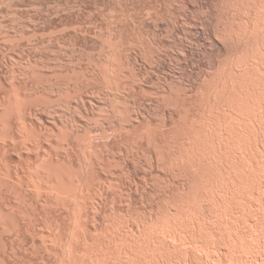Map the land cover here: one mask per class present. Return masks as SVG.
Here are the masks:
<instances>
[{
    "label": "bare ground",
    "instance_id": "bare-ground-1",
    "mask_svg": "<svg viewBox=\"0 0 264 264\" xmlns=\"http://www.w3.org/2000/svg\"><path fill=\"white\" fill-rule=\"evenodd\" d=\"M13 1H18V0H13ZM28 1H30V0H28ZM34 1H37V0H34ZM45 1L46 0H44V3H45ZM107 1H108V5H107V2H105L106 3L105 6H107L105 8V10H106L105 14L106 15L104 14L105 18L102 17L104 20L103 22H101L99 19L97 20V22L95 21L96 20L95 18L100 15L99 9H101V6L98 7L99 8L98 9L96 4L95 5L93 4L92 7H96V9H97V11H94V8H92L94 13L97 12L96 15H98V10H99V15L94 16L95 17L94 21H92V18L88 16L87 17L88 19L91 18L90 21L88 20L91 23L87 22V24H85L86 22L84 23L82 21V24H85V25H88V23L91 24L90 26L88 25L89 27L88 26L85 27V25H84V27H83V25L81 26L83 28L78 27V25L81 21L78 22V25H77V23H76L77 21H76L75 22L76 24H74L73 26L70 27L71 24L66 26V27L71 28L70 31L73 30L71 32L72 38H73V36L75 37V39H73V40L68 39L70 41V42H68V44L71 46L70 47L71 49L69 48L71 58L76 57V58L80 59L81 57L82 58L85 57V59L87 61L86 67H88V65H90L89 67H91V68L88 67L90 70L83 72V69H82L83 73H81V71L79 72V69L82 68L81 65H80V67H81L80 68L79 65L77 64L79 67L77 70V68H76L77 66H75V64L73 63L74 64L73 66H75V68L78 72L77 73V72H75L76 71L75 68H72L73 67L71 65L72 63L70 64L67 61L68 64H66V63H64V61H61V62H58V63H61V65L57 63L55 65V67L54 66H52V68L49 67L50 70L52 69V72L50 74L47 73L48 75H46V76L44 75L45 77L42 78V77H39L37 75H42V73L44 72L43 71L44 68H42V67L40 68V66L37 67V65L39 63L37 64V61L32 59L31 61H34V63H32V64H36L34 66L37 67V69L34 70L35 68H33V66H31L32 65V64H30L31 61H30V59H28L29 55H28V58H26V60L29 61L28 62L29 64L25 60L24 61L25 66L23 67V69H17V68H14L11 66L12 68L7 67V69L11 68L10 70L8 69L9 70L8 72H5V70H3L4 71L3 72L1 69V67L3 66L2 65L3 62H2V64L0 62V264H129V263L132 264L131 260L135 258V256H133V255H136V253L134 254V252H136L134 250L135 249L134 247L141 245L140 249H139V247L138 248L136 247L137 249L140 250V252H138L139 250L137 251V253H138V255H136L137 257L139 255H140L139 257H141L142 253H146V250L142 249V248L147 249L146 245H147L148 241H146L145 239H147V240L150 239V241H149L150 246H152L151 244H153V243H151V241H152L153 237H156L158 240L159 235H160L159 234V235L154 236L156 234V231L153 232V230H157L159 228L160 224H161V226L159 228L160 230H158V231L163 233V231L166 229L165 231H167L168 234L170 233L171 234L170 236L173 237V238H171V237L168 238V240L170 239V241L175 238L174 239L175 242H176V239H177V242H178V240H179V242H183L182 240H184V238L181 235L184 234L185 231L190 229V227H188V226H191L190 232L188 231L187 232L188 234L185 232V235H183L187 240H188V238H192V237L188 236L191 233V231H192V233H194V236L196 234H198L197 235L198 237L196 236L197 238H199V237L202 238V239L200 238L199 241L203 240L204 237L201 235L203 233V230H201V228L199 230L202 232V233L200 232L201 236H199L198 230H196L197 232L195 231V229L198 226L200 227L199 222H197V221H200L201 219H203L204 216L207 217L205 214L209 215V213H211V214L213 213L212 215H214L216 213L218 216V213L222 214V215H223V213H221V212H218V213L215 212L214 213L212 210H210L212 212H209V208L212 205L208 203V202H210L211 199H209L210 197L207 195V198L209 197L208 198L209 201H207V203L205 205L208 204V205H210V207H206L204 204H202V207L204 206V208H205L204 209L205 212L208 211V213H205V214L203 212H201L204 214V216H202L203 218H201V219L199 218V216H201V213H199L200 212L199 209L197 210L198 219L197 220H196V218L194 219V220H196V222H193V219L189 218L190 216L188 217V215L186 214V212H185V211H187L186 205H190L189 203H191L193 205V206L190 205L191 210L188 208L189 212H191V211L196 210L194 208V204H196L195 202L198 201V203H199V201H200V200L195 199V198H197V196L195 195V191L197 189V187L195 185V166L197 165L196 169H198V172H199L198 178L197 177L196 178L199 179V181H201V180L203 181L205 179L203 182L206 183V184H204L201 181L203 183L202 184L200 182L202 184V186L199 185L200 183L199 184L196 183V184L199 185L198 188L201 187L200 189H202V188L204 189V185H205L206 186L205 190L207 192V190H208L207 188L215 187L218 184V182H213V184L214 183H217V184H214V185L211 184L213 186H210V184L208 183L210 180H212L214 178L215 173L212 172L214 169L216 171H218L217 173H219V174H216V175H218V177H215V179L213 181H215V180L217 181V179L221 175H223V176H221L223 178H219L221 181H222V179H224V177L226 175L229 176L230 178L232 177V179L230 180V182L232 181L231 184L236 182L238 178H240V179H238L239 181H242L241 180L242 175L240 176V173H242L240 170H242V168L239 169L240 162H238V159L236 160L235 157H230L231 154H232V156L234 154L232 152H234V151L238 152L240 150L237 151L236 149H234V150H229V149L231 146L234 147V145L236 144V141H238V143L240 144V145H238V146H240L239 147L240 149L241 148L243 149V147L246 146V145L245 146L243 145V143L245 142L244 140H246L244 138V136H245L246 132L249 130V128H248L249 126L251 129L249 131H251L252 133L247 132V136H248V139L250 138V141L254 143L255 148H253L254 146H252V145H250V146L254 150L256 149V145L258 146V148H261V147H259V145L261 143V140H264V138L262 139V136L264 137V134L262 131L264 129L263 128L264 120L260 121V119L261 118L263 119V117H264V116L262 117V115H264V95L261 92L262 89H264V67H263L264 65H262V63H263L262 61H264V46H263V44H264L263 43L264 42V24L261 25L262 22L264 23V5H263L264 0H250V1L246 0L247 2H244L243 0H237L239 5H237L235 3L233 4L234 6L236 5V7L238 6V8L234 12H231L232 11V7H231L232 4L231 3H233L234 1L233 2L231 1V3H229L230 6L228 5L229 7H231L230 8L231 11H230V9L228 11L229 7L227 5H225L226 4L225 0L221 1V3H222L221 6H223V2H224L225 8H226V6L228 7L226 9L228 12L225 11V14L231 13L229 16H232V17H228V15L224 14V16L225 17L227 16L228 18L226 17L227 18L226 21L223 19L224 23L221 22L222 24L220 25L219 21L217 20V19H219L218 17H220V16L217 17V14H216L214 18L217 17L216 20L218 22L217 21L216 22L219 25L217 23H215V21H213V22H214L215 26L218 25L217 27H215L213 24L211 26L210 22H209V25L211 26V30H213L215 27L216 30L223 29V31H224V30H226L229 23H232L233 19L238 18V20H239V19H241V14L242 15L246 14L245 17H242L243 22L239 20L242 24L240 23V25H239L238 20H236L238 23L236 21L233 22V23H235V22L237 23L236 27L239 31L241 28L239 29L238 26L243 27L242 32L239 33V31H238L237 33H239V34H234L233 33L234 31H233L232 37H234V39L231 37V35H230L231 38L228 39V37H229L228 33L231 34V32H228L227 33L228 36H225V37H227L226 39H228L229 41H225L226 39L224 40L225 42L230 44V50L228 48L229 46L227 47L228 48L227 50H229V51L226 50L227 53H230L228 55L229 56L231 55L232 57L235 56V58H233V60L235 59V61H236V57L238 58L239 62L233 61V63L235 62L236 65L238 64V66L243 65L244 68L240 66L241 69L239 70L236 68L238 66H236L235 63H234V65L236 67L233 66V64L232 65L228 64L226 66V67H228L227 70L224 71L225 73L223 72L224 74L222 73V75H220L221 77L218 76L219 79L217 77L218 80L215 79L216 80L215 81L214 78L216 77V75H217L216 73H217L218 69L220 68V66L216 65V64L220 61V57H221V56H219V58H218L219 60L218 59L214 60V59H216V58H214L216 56V54H215V56L213 57V60L215 62L213 61L212 63H213V66L215 63V66H219V67H217V68L214 67V70L216 71V73H215V71L212 68L213 66H211V69L214 71L213 74L214 73L216 74L214 76L213 74L210 73L212 75L210 77L211 78L210 81L212 79L215 81V83L213 84L214 86L213 85H212V87L210 86L209 88H212L210 90L208 87L205 86L207 83L206 82L207 79H202V78H205L204 75L201 77L202 80L200 79V83L202 81V85H200L199 82H198V84L200 86L197 84L199 86V88H202L205 86V88H207L208 91H207V93H205L206 92L205 88H204L205 91L202 90L205 93V95L203 94L202 91H200L201 92L200 95L202 97L198 93V95L200 97H197L198 98L197 100L200 101L201 100L200 98H202V101H200V103L202 102L201 103L202 105H200L201 108L199 107L200 111L199 112L197 111V113H200V112L201 113L198 114V116H197L198 118L196 120H195V90H196L195 89V86H196L195 81L191 80V81H189L190 84H185L184 92L180 93L179 89H177V86H174L175 88L173 87V84H175L176 82L174 83L173 80L167 81L169 79L167 77L168 79L167 78L163 79V81H164L163 83H161L162 81L160 82L158 80L161 83L160 84L156 81L158 79L156 77L155 81L158 83L156 85L158 87L156 88V86L153 85V87L155 86V88H156V91H157V94H156L153 92L155 88L153 89V91L149 90V89L153 88L151 86V84H155L156 82L151 83L154 81V80L152 81V79L150 81L149 80L145 81L147 76L151 77V74L145 75V73L149 74V70L147 69L148 72L146 70L143 74L145 67L144 68L142 67L144 70L141 69L142 70V73H141V70H140L141 67H139V69H138V67L136 65L138 63V61L143 59V58H144L143 62L145 63L143 65H148L149 62H145L146 60L148 61V59L145 60V58L148 56L147 58L151 57L153 60V61L149 60L150 62L152 61L151 64L148 65L150 67L154 61L157 62V67H158V68L156 67L157 69L165 68L168 66L172 67L171 65H169L170 63H172V61L170 60L168 63L166 61V59L169 56L166 57V55H165V53H166L165 51L167 49L169 51H171V53H172V50H171L172 48L169 49V48H165L164 46H163L164 48H162V46H160L161 40L162 41L164 40V38L162 36H165L168 34L167 33L168 27H170L169 31H171V33H172V31L177 30V28H179V27L181 29V26L182 25L184 26V24H183L184 22L185 23H188V22H186V20H185L182 23V25H180L178 27V23H179L178 18L181 15L179 16V14L177 13L176 10H174L173 15H171L172 13L169 14L168 11H171L170 10L171 6H169L168 4H166V6L167 5L169 6V10L165 11V12L167 13V16H168V14L170 15V16H168V17H171V18H169L170 20H168L167 17H163V15H164L163 13L156 12L157 10H155L156 8L154 6L147 8L150 4L148 6H146L147 10H145L142 8L137 9L133 0H107ZM170 1L173 2V0H170ZM188 1H190V0H188ZM31 2L34 3L32 0H31ZM59 2H61V1H59ZM72 2H74V0ZM91 2H92V0H91ZM155 2H156V0H155ZM194 2H196V1H194ZM199 2H200V0H199ZM28 3L30 4V2H28ZM47 3H48V0H47ZM83 3H85V1ZM83 3L81 2V4H83ZM99 3H101V2H99ZM139 3H140V1H139ZM166 3H168V2L166 1ZM176 3L174 2L175 5H176ZM181 3H182V1H181ZM260 3L261 4L263 3L262 4L263 6ZM52 4H49V5H51L52 7L53 6L55 7L56 3L54 5H52ZM72 4L77 5L78 3L76 1V4L75 3H72ZM177 4H179V3H177ZM200 4H201V2H200ZM13 5H15V4L13 3ZM31 5L32 4H30V6ZM49 5L45 4V6H47V8H45L42 5L45 8L44 9L45 12L49 7L51 9V6H49ZM73 5H70V6L74 7ZM86 5L88 6L89 4H86ZM191 5H192V3H191ZM42 6L40 8L39 3H38L37 7H39L38 8L39 12L41 11L40 9H42ZM79 6H80V4H79ZM84 6H85V4H84ZM90 6H91V4L88 6L89 8L88 7L87 8L90 9L91 8ZM176 6H178V5H176ZM182 6L187 9V7H186L187 5H183V3H182ZM259 6L260 7L262 6L263 13H262L261 9L259 10V8H258ZM21 7H18L19 9L15 8V7H10V9L15 8V10L17 9V11H18L21 9ZM27 7L26 6L22 7V9H26ZM60 7H61V5L59 6V9H60L61 14L63 15V12L66 11L67 6L61 7V8L65 7L66 8L65 10L64 9L61 10ZM75 7H77V6H75ZM201 7L202 6L200 5V10L202 9ZM71 8H69V11ZM175 8H177V7H175ZM7 9H9V8H7ZM50 9H49V11H50ZM59 9H57V10H59ZM92 9H90L88 11L86 10V11L90 12V11H92ZM149 9H152V11H150ZM186 9L184 11L191 10L192 8L188 9V10H186ZM222 9L224 10V8L221 7V10ZM244 10H245V13H244ZM49 11H47L46 13H48ZM75 11H76V9H75ZM102 11H101V13H103ZM179 11H181V6H180ZM193 11L195 12L196 10H193ZM246 11H247V13H246ZM28 12H30V11L28 10ZM39 12H38V15H39ZM71 12H73V11H71ZM66 13L64 12V14H66ZM91 13L92 12H90V15L94 14V13H92V14ZM182 13H183V10H182ZM189 13L191 14L190 11H189ZM10 14H12V13H10ZM25 14H26V12H25ZM32 14H33V12L30 15H32ZM41 14H43V11L40 13V15ZM48 14L52 15V17L49 16ZM48 14H47V16H49L50 18H53L54 14H51V13H48ZM56 14L59 15L58 12L55 13V16H56ZM68 14H70V13H67L68 17H66L65 15H63V16H65L67 19L68 18L71 19L72 14H70V15H68ZM73 14L76 15L77 13L76 14L73 13ZM185 14L187 15L188 13H185ZM185 14H184V16H185ZM36 15H37V13H36ZM82 15L83 16L87 15V13L82 14ZM101 15H103V14H101ZM12 16L15 17L16 14L15 15L13 14ZM55 16H54V18H56ZM164 16H166V15H164ZM193 16H195V13ZM239 16H240V18H239ZM1 17L2 16H0V19H1ZM13 17H12V19L15 20ZM46 17L43 20H45ZM49 17L47 19H49ZM58 17L59 16H57V18ZM162 17H163V20L166 19L168 21L165 24L167 29L163 28L164 29L163 33H165V34H161V37L163 39H160L161 37L159 36L160 38H158L157 34H154V33L155 32L158 34L160 33L159 31H161V30L158 31V29H159V26L161 24L158 26L159 23L157 24V22L159 20H161ZM185 17H187V16H185ZM221 17H222V15H221ZM2 18H4V17H2ZM16 18H17V16H16ZM19 18H20V15H19ZM25 18H26V16H25ZM25 18H23V19H25ZM31 18H32L31 16H27V18L25 20L28 19V22L35 21L34 19H31ZM83 18H85V16ZM87 18H85V19H87ZM190 18H192V17H190ZM190 18H186L187 21L190 22V20H191ZM77 19H79V18H77ZM192 19L195 20V17ZM25 20H23L25 22L24 23L25 26L22 25V23H21V22H23L22 18H21V22L15 21L12 24L13 27H11V24H8L9 27L12 28V30H13V28H15V30L12 31L13 35H10V34L5 33V32H4V34L2 33V35H0L1 40H2V37L4 35V37H3L4 40H5V38H7L9 41L8 40H6V41H8L9 43H10V41H12V43H11L12 45L10 44L11 48L13 47L14 44L19 43V42H17V41H19V39H20V42H24L25 37L22 39L18 38V37H22L23 35H26V37H29V40L31 43L35 42L34 41L35 39H33V38H36V37L35 36L33 37V35L37 31H39V27H37L39 25H37V26H36V24L32 25L33 22L32 23L30 22L31 23L30 26H27L28 22L26 23ZM36 20L37 21L40 20L39 16H38V19H36ZM43 20H41L40 22L42 23ZM59 20H60V17H59ZM163 20H161V22L160 21L159 22L160 23L163 22V24H164L166 21H163ZM180 20H181V17H180ZM259 20H262V21H260L261 23L258 22ZM62 21H63V19H62ZM70 21H72V19ZM70 21L68 20L65 23H68ZM98 22H99L100 26H104L103 27L105 29L104 31L103 30L101 31V28L100 29L96 28L98 26V24H97V26H95V25ZM195 22H197V21H194V23H192V24L195 25L196 24ZM47 23L45 21V24H47ZM37 24H40L39 21ZM180 24H181V22H180ZM5 25H7V24H5ZM50 25H51V23H50ZM209 25H207V26H209ZM41 26L44 27V25H41ZM74 26H76V28ZM185 26L187 27V24ZM189 26L190 25H188V28H189ZM192 26H190V27H192ZM233 26L231 25L230 27H233ZM9 27L7 26L6 29ZM61 27H62V30H64L66 28L64 23ZM63 27H64V29H63ZM144 27H149V28L153 29V32H154V33L152 32L153 35L151 34L152 30L150 31L151 35H147V36H150V38H148L145 35L144 31L142 33V29ZM195 27L197 28L199 26H197V24H196ZM236 27L233 28V30H235ZM69 28H66L65 31L69 30ZM145 29H147V28H145ZM163 29H162V31H163ZM198 29H200V28H198ZM208 29H206V30H208ZM237 29L235 31H237ZM59 30H60V28H59ZM148 30H150V29H148ZM165 30H167V31H165ZM183 30L184 31L189 30V32L192 31L191 37L189 35H187V36H189V38L193 39V37H195L196 33H195L194 27L189 28V29H183ZM183 30L181 29V32H183ZM216 30H215V33H216ZM88 32H90L94 37L99 38L98 39L99 42L97 43L98 44L97 48H99L101 50V52H102L101 54L98 53L99 55L97 54L94 56V54L97 53L95 51L96 47L93 44L94 38L92 40L93 45L91 44V41H90V44H88L87 38L85 37V36H87V37L90 36V34H89V36L87 35ZM42 33L45 34L44 31ZM55 33L52 32L51 34H55ZM59 33H60V31H59ZM171 33H169V34L171 35ZM184 33H181V34H184ZM186 33H188V32H186ZM203 33H205V32H203ZM213 33H214V31H212V34ZM38 34H35V35H38ZM56 34H58V33H56ZM40 35L38 37H40ZM184 35H186V34H184ZM79 36H81V37L83 36V38H80ZM168 36H165V37H168ZM171 36H170V38H171ZM176 36H175V38H177ZM215 37H217V36H214L213 38H215ZM220 37H218V38H220ZM49 38H51V37H49ZM180 38H178V42H179V40L182 41V35ZM183 38H187V37H183ZM14 39L17 41L16 42L13 41ZM31 39H33V40L31 41ZM96 39L97 38H95V40ZM188 39H187V41H188ZM192 39L191 40L189 39L190 42L192 41ZM21 40H23V41H21ZM57 40H58V38H57ZM95 40H94V42H96ZM172 40L173 39L171 38V41ZM193 40H195V39H193ZM60 41H62V40H60ZM60 41H59V45H57L58 41L56 42V40H55V42L57 44L54 42L55 43L54 45H57V49H53L55 53H56L55 50H59L58 46L60 48H62L61 46L64 47V45H62L63 43L61 44ZM183 41L185 42L186 39H184ZM183 41H182V43H183ZM206 41H208V40H206ZM4 42H2V43H4ZM8 42H5V45H7ZM38 42H40V41H36L37 45H38ZM52 42H53V40H52ZM163 42H165V41H163ZM163 42H162V44L164 45ZM192 42H193L192 45L196 44V41H195V43H194V41H192ZM211 42H213V41H211ZM31 43H29V45ZM49 43H51V42H49ZM49 43H47V45H49V46L51 45V48H53L52 44H49ZM168 43H167V46H168ZM174 43H175V41H174ZM176 43H177V41H176ZM68 44H67V46L65 45L66 48L69 47ZM97 44H96V46H97ZM170 44H172V43H170ZM7 46H9V44ZM31 46L35 47L34 45H30L28 48H30ZM39 46H41V45H39ZM39 46L35 47V49L37 48V50L40 51L39 48H41L42 46L41 47H39ZM45 46H46V44H45ZM159 46L161 47L160 50L165 49L164 50L165 56L161 55L162 52L158 51L159 49L157 50V48ZM0 47H1L0 49L2 51L4 46L3 47L0 46ZM6 47H5V50H6ZM14 47H16V46H14ZM19 47L21 49V46H17V48H19ZM133 47L138 49L137 50L138 53H136V52L133 54H132V52L130 53V49L131 48L133 49ZM172 47H174V46H172ZM177 47L179 49L180 46L177 45L176 49H177ZM225 47H226V45H225ZM46 48H43V49L45 50ZM64 48H62V49H64ZM135 48L133 50H136ZM181 48H180V50H181V52H183ZM14 49H16V48H13L11 50L13 51V54H16ZM195 49L196 48H194L191 45L190 46L188 45L186 48L185 47L183 48V50H184L183 53H185L187 56V58L186 57H184V58H186L187 63H190L192 65V66L190 65L191 67H193V63H194V59H195L194 58ZM197 49H198V47H197ZM11 50L10 51L6 50L7 55L11 56V54H12ZM44 50H42V51L44 53H46L45 51L47 49L45 51ZM61 50L57 52L58 55H55V53L53 54L52 51H50L51 52V54H49L50 56L48 57L49 52H47V55H45V56H47L49 58L48 60L49 61L51 60L50 62L52 63V58L57 56V59L59 60L58 56L60 55L59 57H61V54L65 53V52L59 53V52H61ZM64 50H62V51H64ZM75 50H76V52H75ZM92 50L95 52L94 54H92V52H93ZM180 50H178L179 53H181ZM32 51L35 52V50H32ZM156 51L160 52V53L154 54V52H156ZM8 52H10L11 54H8ZM34 52H33V54H34ZM217 52H218V50H217ZM225 52H223V53H225ZM242 52L244 53L243 55L241 54ZM17 53H19V52H17ZM227 53L222 54V55H225V57H226ZM13 54H12V57L14 56L13 57L14 59L12 57H11L12 58L11 59L8 56V58H10V60H15V55H13ZM30 55H32V53ZM51 55L52 56L54 55V57L50 58ZM34 56L36 57L35 54H34ZM43 56H44V54L42 55V57ZM181 56H183V55L181 54ZM18 57H20V53H19V56L16 54L17 60L19 59ZM42 57H41V60H42ZM64 57L66 58L65 55H64ZM222 57H224V56H222ZM39 58H40V56H38L37 59H39ZM61 58H63V57H61ZM224 58H222L221 61L224 60ZM66 59H65V62H66ZM226 59H228V58H225V60ZM1 60L2 59H0V61ZM76 60L74 62L79 63ZM20 61H22L21 63H23V60H20ZM44 61L46 63L47 59ZM69 61H71V59H69ZM179 61H180V59H179ZM166 62L168 63V65L166 64ZM42 63H44V62L42 61ZM54 63H52V64L54 65ZM222 63L223 62H221V64ZM239 63H242V64H239ZM46 64L51 66V64H48V62ZM69 64L72 67L69 66ZM140 64H142V62ZM153 64L156 65V63H153ZM172 64H173V66L176 65V67L177 66L180 67V65H177L178 63L177 64L172 63ZM180 64H181V62H180ZM21 65L23 66V64H21ZM62 65H65V66L68 65L69 67L67 66V68H66L64 66L66 71H63L64 67ZM61 67H63V68L61 69ZM129 67H130V69H129ZM150 67H148V68L150 69ZM154 67H152V70L155 69ZM208 67L209 66H207V68ZM38 68L42 69V72H39L40 74L38 73V71L40 70V69L38 70ZM70 68H71V70H70ZM173 68H175V66ZM194 68H195V66H194ZM49 69H46V71ZM68 69L71 72H69ZM72 69H74V70H72ZM156 70H154V72ZM168 70H169V68H168ZM173 70H176V68ZM178 70H180V68ZM190 70H191V68H190ZM192 70H193V68H192ZM203 71L206 72L205 74H208L207 70H203ZM151 72L152 71H150V73ZM154 72H153V76L155 77L158 75L159 71L156 74ZM181 72H182V69H181ZM204 72L202 73V71H201L202 74H204ZM194 73L192 72L193 75H194ZM164 74H167V72ZM164 74H163V76H164ZM184 74H186V72ZM160 75L162 76V73ZM160 75H158V77ZM169 75L171 76V72ZM191 75L189 76V78L191 77ZM143 76H146V77H143ZM173 77H175V79L177 80V83L182 78L180 76L181 78L179 77L180 80H178L175 75H173ZM185 77L182 78V80L183 79L185 80ZM206 77H207V75H206ZM143 78H145V79H143ZM159 78H161V77H159ZM170 78H172V77H170ZM192 78H194V76ZM165 79H167V80H165ZM187 79H188V77H187ZM160 80H162V79H160ZM203 80H205V81L203 82ZM147 82H149V83L147 84ZM179 83L177 84L178 88H179ZM203 83L205 85H203ZM147 85H150L151 88L148 87ZM147 88H149V89L147 90ZM139 90H140V92H138V94L140 96L143 94L146 96L148 91H149V94H150V91H151V93L152 92L153 93H152V95H148L149 98H146V97L145 98H143V97L139 98L137 96V91H139ZM143 90H146L147 92H144ZM141 91H143L144 93L142 94ZM177 92H179V93H177ZM153 94H156V95H154L156 97H153ZM95 95H96V97L98 96V98L99 97L103 98V102L98 107L96 106L97 104L95 105V103L93 102V99L91 98ZM150 96H152V97L150 98ZM51 97L52 98L55 97L54 100H52ZM73 98L75 100H73ZM93 98H95V97H93ZM101 98H99L98 101ZM72 100H73V102L74 101L76 102V100L80 101L79 102L80 105L77 106L78 102H76V104L73 103V106H71ZM95 100H96V98L94 99V101ZM98 101H97V103H98ZM101 101H102V99H101ZM74 106H75V108L80 107L81 111L77 112L78 114L75 111H76V109L78 111L80 109L74 108V110H73ZM229 106H232V107L229 108ZM226 107H228V108H226ZM58 108H60V110ZM234 109L236 111L238 109L243 111V112L247 111L246 113H249L250 117L254 120V122L250 121L251 123H249V125L244 126V128L241 129L242 125H240L241 127H236L239 125V124H237V122H239V121L236 122L234 119L231 122L235 123V124L231 123L232 128H230L231 124L228 123V120H230L232 118V116H233V118L236 117L237 120H240L243 122L246 119L245 118L244 120H242L244 118V116L241 115L242 113L241 112H235ZM58 111H59V113H57ZM245 112L243 114H245ZM239 113H241V114H239ZM228 116H231V117L229 119H227ZM233 121H235V122H233ZM226 122L228 124H230L228 129L224 128L226 125L225 124ZM262 122H263V125L261 127L260 124H262ZM252 124H253V128H251ZM229 129H231V131ZM248 133L250 136L252 134V136H251L252 138L249 137ZM225 141L230 142V143L235 142V144L233 145V143H231L230 144L231 146H230L229 143L225 144L226 143ZM250 141H249V143H251ZM253 143H251V144H253ZM228 145L230 146L229 148H227ZM263 145H264V143H263ZM216 147H218L217 150H219V153H217L215 157H212L213 154L216 152ZM263 149H259L260 153L258 152L259 150L256 151L257 153H259L258 155H260V154L262 155L261 150H263ZM228 150L231 152H229ZM243 150H245V149H243ZM252 152H253V150H252ZM252 152L249 153L251 160L253 161V159H254V161L256 160L255 161L256 164L257 163L259 164V162H257V161L260 159V157H264V156L258 157L255 154V152H253V153ZM243 153H244V151H243ZM263 153H264V150H263ZM235 154H237V153H235ZM237 156H239V154H237ZM236 158H238V157H236ZM257 158H258V160H257ZM231 160H232V163H230ZM233 161L238 165V167L234 166L235 164ZM255 162H253V163L251 162V163L254 164ZM230 164L231 165L234 164L233 165L234 168H237L240 171L239 175H237L238 177H236V174L234 176V174L230 173L229 168L233 169V167ZM256 164L254 167H256ZM258 164H257V166H258ZM233 170H235V169H233ZM236 170H235V173L236 172L238 173V170L237 171ZM253 171H252V173H253ZM231 172L233 173L234 171H231ZM244 173L247 176L248 175L247 173L250 174V171L249 172L247 171ZM244 173H242V174H244ZM244 175L242 176L243 179H244V177H246ZM250 175H248V177ZM253 175H254V173H253ZM255 175H256V173H255ZM262 176L264 177V175H262ZM263 177H261V178H263ZM246 178L244 180L249 181V179L247 180ZM258 179H256L258 181V183H255V185L253 184V186H256V184L259 185L260 179L259 180ZM220 180H218V181H220ZM233 180H234V182H233ZM199 181H197V182H199ZM246 181H244V182H246ZM222 182H219V186H220V183H222ZM230 182L228 184H230ZM244 182L242 181V183H244ZM263 182H264V179H263ZM236 183L238 185L234 183V185H236L235 187L240 185L239 188L241 189V188H243V185H246L247 182L244 183L243 185L241 182H240L241 184H239L238 181ZM260 183H261L260 185L264 188V184L262 183V179H261ZM208 184L210 187L208 186ZM228 184L226 186H229ZM195 187H196V189H195ZM231 187H232V185H231ZM251 187H252V185H251ZM239 188H237V192L234 191V190H236L235 188L234 189L231 188L232 192L230 191V193L235 194V196L238 197L237 195L240 194V193H238ZM248 188H249V190L251 189L250 187H248ZM198 190L196 191L198 194H201L203 191L205 192V190H203L202 192L199 190L201 192V193H199ZM209 190H208V192H209ZM211 190H213V189L211 188ZM227 190L221 192V190L219 191V187H218L217 191H219L221 194L220 195L218 194V198H216V200L220 201L219 203L221 205L227 199L229 202V198H227L229 195L228 194L229 190H228V192H227ZM252 190H250L251 193H252ZM135 191H139L140 193H142V195L140 194L139 199H136L135 197H133L132 193H134ZM215 191L213 190V192H215ZM261 191L263 192L264 190H261ZM215 193H218V192H215ZM236 193H238V194L236 195ZM151 194L156 195V197H157V201H155V205L151 206L150 209H147L148 212L144 211V213H143L144 208L140 209V211H139V208L143 207L142 197L150 196ZM202 195H203V193H202ZM211 195H213V194H211ZM214 195H216V194H214ZM191 196H194V197L196 196V197L192 198ZM232 196L233 195H231V197ZM235 196H233V197L235 198ZM214 197H217V196H214ZM189 198H192V200L194 199V202ZM238 198H240V197H238ZM188 199H189V202H188ZM261 199L264 201V198H261ZM247 201H250V200H247ZM250 202L252 203V201H250ZM186 203H188V204H186ZM202 203H204V202H202ZM210 203L213 204V202H210ZM251 203L248 204V202H247L246 206H248V207L250 205L252 206ZM261 203H262V201H261ZM199 204H201V203H199ZM226 205L228 207L231 204L228 205V203L226 202ZM226 205L224 204V207ZM243 205H245V203H243ZM196 206L197 205H195V207ZM253 206H256V205L254 204ZM253 206H252V208L251 207H249V208L251 210H253L254 209ZM192 207L194 210H192ZM198 207L200 208V206H198ZM213 207H214V205H213ZM227 207H225L226 210H227ZM259 207H260L259 209H254L253 211L256 212V210L260 211L261 209H263L262 206H259ZM230 208L228 207V209H230ZM232 208L229 210L230 212L232 210H234ZM256 208H258V207H256ZM211 209H212V207H211ZM246 209L248 210V208H246ZM246 209H245L246 212L244 211L243 213H247ZM213 210H216L215 207L213 208ZM226 210L222 211V212H224L225 214H228V216H229V217H227L226 215H224L227 217V218L226 217L225 218L228 219L227 223H228L229 219L230 220L233 219L232 222L234 221L233 223H235V222L237 223V221H235L236 219L237 220L240 218L243 219V217H246L248 215H250V218L253 217L252 216L253 211L251 213H249V211H250L249 210L248 214L246 216H244L245 214H243V217L242 216L239 217V215L237 214V211L234 210V211H236V214L238 215L237 216L235 214L238 218H236L234 220V218L236 216L232 215V213L229 215L230 212L227 210L229 213H226L227 212ZM216 211H218V210H216ZM234 211H232V212H234ZM191 213L192 214L194 213L196 215L195 211L191 212ZM191 213H189V215H192ZM258 213H260V212H258ZM216 214L214 216H212V217H214L213 219H215V217H217ZM195 215H193L192 217H194ZM222 215H219L220 217L218 216L216 218V220L218 221L219 218L221 219V222L223 219L225 220V218H223ZM254 215H255V213H254ZM256 215H258V214L256 213ZM209 216L207 217L208 221L210 219L213 220L212 217H209ZM233 216H235V217H233ZM231 217H233V218L231 219ZM247 218H249V216ZM250 218L248 220H250V222L255 224L256 222H254ZM135 219L138 221V222H136V223H139L138 225L133 221ZM204 219H206V218H204ZM242 219L238 220V223H240L241 226L243 225L242 223H244V222L241 223ZM203 221H202V224L200 223L203 227L202 229L207 228V226L204 227L206 225V223H204V222H206L207 219L204 222ZM244 221L248 222L247 219H244ZM151 222L156 223V226H158V227L157 228L155 227V229L154 228L152 229L151 227L152 226L154 227L155 224L152 225V224H150ZM211 222L212 221H209V223H211ZM230 222L231 221H229V223ZM134 223L137 225V227L135 225L136 229H134ZM158 223H159V225H157ZM195 223H197L198 225ZM203 223H204V225H203ZM209 223L207 222V225H209ZM215 223H216V225H218V228H220L221 230H225L224 228H226V226L224 228H221V224L223 222L221 224L220 223L217 224L216 221H213L212 227L210 224V231L215 230V228H216V225H214ZM240 224H237V225H239V227H240ZM261 224L264 225V223H261ZM261 224L257 225V227H259ZM195 225L197 226L196 228H195ZM228 225H227V227H228ZM233 225L234 224H232V226ZM263 225H261V226L264 229ZM184 226H185V228L188 227L189 229L184 230ZM234 226H236V225H234ZM199 227H198V229H199ZM213 227H214V229H211ZM236 227H238V226H236ZM239 227L236 229L237 234H239L237 230L240 229V231H241V228H239ZM182 228L184 231L182 230ZM162 229H164V230L162 231ZM208 229H209V227H208ZM208 229L207 230L204 229V231L208 232ZM226 229L227 230H225L223 232L224 234L220 233L221 235H219V236H221L220 237L221 243H219V238H217L218 240H215L216 242L221 244V245L217 244L219 246H218V249L216 248V250L218 252L220 251L221 253H222V251H224L222 253L223 255H221V256H224L223 257L224 260L221 259L223 262L226 259L225 258V255H226L225 250H227V249L222 250V248H224V246L227 244V242H225V241H228V243H229V241L231 242V239L234 237L233 234H232L233 237H231V232L228 231L229 227ZM231 229H233V228H231ZM165 231H164V234H165ZM180 231H182L183 233L181 232L182 233L181 234ZM217 231H213V233L219 234L220 230L217 229ZM226 231H227V235L225 236ZM167 232H166V234H167ZM262 232H261V236L263 235ZM147 233L149 235V238H147L148 236L146 237ZM192 233L190 236H192ZM213 233H208V235L209 234L214 235ZM228 233H230V235ZM232 233L236 234L235 230ZM186 234H187L188 238L186 237ZM218 234H215L216 236L214 235V238H216ZM237 234L235 236L238 237ZM205 235H207V234H205ZM228 235L230 237L229 238L230 240L227 239ZM207 236H205V239L209 238ZM196 237H194L191 240L194 241ZM259 237H260V235H259ZM141 238L144 239L146 242L144 240H142ZM156 238H154V239H156ZM163 238L165 239V237H163ZM179 238H181V240ZM222 238H223V240H225L224 242L226 244L222 241ZM263 238L264 237L262 236V238L260 240H263ZM160 239H161L160 240L161 243L158 242L159 240L158 241L156 240L158 243L154 242V243H156V244H154V246H152V247L148 246L149 247L148 249L150 250V251L148 250V252H152L151 250L155 249L153 247H155L157 244L160 243V247L162 245V248H160V250H163V253H164L165 252L164 248L166 246L167 247L171 246V244L173 243L172 241H174V240H172L171 241L172 243L170 242V244L166 245L163 248L164 245H163L162 241L165 243L166 239L165 240L164 239L162 240V238H160ZM235 239L238 240L236 237H235ZM136 240L138 241L137 243H136ZM140 240L144 241L145 243L144 242L142 243ZM187 240H186V242H187ZM234 240H233V242H234ZM188 241H190V239ZM168 242L169 241H167V243ZM196 242H190V243H196ZM210 242L211 241L209 240L207 243H210ZM138 243L139 244L141 243V244L138 245ZM207 243L203 244V242H199L198 244H199V246H200V244H202L203 247L205 246V249H206L209 245ZM212 243H210V244L212 245ZM234 243H235L234 245H236V242H234ZM133 244L134 245L137 244V245L134 246ZM142 244H143V247H142ZM237 244H238V241H237ZM262 244H264V243H262ZM211 245H209L210 247H208V249L210 248V250H208V251H206L207 249L204 250V248L202 246L200 247V249L203 248L204 253L207 254L209 251L214 250L212 248L214 245L213 246H211ZM173 246L175 247V245H173ZM221 246H223V247L221 248ZM215 247H217V246L215 245ZM259 248H260V246H259ZM141 249L145 252H141L142 251ZM158 249H159V246H158ZM158 249H155V250L160 251ZM171 249H170V247H169V249L168 248L166 249V251H168V253L164 254L165 256H167V258L165 260H163V258H162L163 254H162V257L159 259V260L162 259L161 263L166 261V263L169 264L170 252H171V254H175V252L172 253L175 249L173 251H171ZM198 249H199V247H198ZM233 249H235V248H233ZM155 250H154V252L158 253ZM188 250L190 251V249H188ZM201 251H202V249H201ZM215 251H213V253H211V252L210 253L214 255ZM217 251H216V253H217ZM234 251L235 250L231 251V253H233ZM161 252H159L157 255H160ZM192 252L194 253L195 250L194 251L191 250V253ZM156 253H154V254H156ZM191 253H190V256H193L192 258H194L196 255L194 256L193 253L192 254ZM216 253H215V257L218 255L220 256L219 253L217 255H216ZM166 254H169V255H166ZM188 254H187V256L189 257ZM194 254H196V253H194ZM230 254L229 255L227 254V255L230 257L231 256L233 257L235 253L232 255H230ZM178 255H179V253H178ZM207 255L209 256L210 254L208 253ZM213 255H211V257H213ZM227 255H226V257H227ZM123 256H125V257L127 256V258H128V256L129 257L133 256L134 258L133 257H132V259L128 258L130 260V262L128 263L127 262L128 260H126L125 257H123ZM165 256H164V258H165ZM235 256H236V254H235ZM250 256L251 255H249V257H248V261H249ZM137 257L135 259L138 262L139 260ZM197 257H199V256H197ZM200 257H199V259H203L202 257L201 258ZM232 257H231V260L234 259V257L233 258ZM244 257H242V258L244 259ZM258 257H259V255H258ZM192 258H190L191 261L194 260ZM254 258H257L256 255ZM260 258L261 257H259V259ZM195 259H196V257H195ZM215 259H219V258H214V260L212 259L211 261L213 262V261H215ZM241 259H238V260H241ZM167 260L169 262H167ZM228 260H229V258L225 262L227 263ZM231 260H230V262L233 263L234 261H231ZM251 260H252V258H250V261ZM157 261H158V259H157ZM218 261H219V263L221 262L220 260H218ZM218 261L214 262V264L215 263L219 264ZM250 261H249V263H250ZM253 261H254V259H253ZM177 262H176V264H179L180 261L178 263ZM190 262H188V263L190 264ZM212 262H209V263L212 264ZM236 262H238L237 259L235 260L234 264H237ZM240 262H239V264H241ZM243 263H245V262L243 261L242 264ZM251 263H252V261H251ZM254 263L257 264L256 260L254 261ZM191 264H193V263H191ZM206 264H208V262Z\"/></svg>",
    "mask_w": 264,
    "mask_h": 264
},
{
    "label": "rangeland",
    "instance_id": "rangeland-1",
    "mask_svg": "<svg viewBox=\"0 0 264 264\" xmlns=\"http://www.w3.org/2000/svg\"><path fill=\"white\" fill-rule=\"evenodd\" d=\"M8 1H9V2H8ZM32 1H33L34 3H32L31 0H30V1H28V0H27V1H26V0H25V1H24V0H18V1H13V0H1V1H0V16L4 17V18L1 17V19H0V35H2V33L4 34V32H5V33H8V34H10V35H13V32H12V31L15 30V28H13V30H12V28H11V27H13L12 24H13L15 21H16V22H21V18H22V21L25 20V19L27 18V16H31V17H32L31 19H34V20H35V21H30L31 23H32V22L34 23V24L32 23V25H35V24H36V26L39 25V26H37V27H39V31H37V32L35 33V34H38V33H39V34H38V35H35V34L33 35V37H34V36L36 37V38H33V39H35V40H34V41H35L34 43H33V42H32V43L30 42L29 37H26V35H23L22 37H18V38H21V39H22V38L25 37L24 42H20V39H19V41H17V40L14 39L13 41H15V42H16V41L19 42V43H18L19 45H18V44H14L13 47L11 48V47H10V44L12 43V41H10V43H9V42H8L9 40H8L7 38H5V40H4V39H3L4 35H3V37H2V40H1V38H0V41H1L0 43L2 44V45L0 44V46H2V47L4 46L2 51H1V49H0V57H1L0 59H2L0 62H1V64H2V62H3V64H2L3 66L1 67L2 71L5 70V72H8L12 67L17 68V69H23V67L25 66V62H24V61L26 60V58H28V55H29V58H28V59H30V61H31L32 59H34L35 61H37V64L39 63V64L37 65V67L40 66V68H41V67L44 68L43 71H44L45 73L43 72L42 75H37V76L42 77V78H44L46 75H48V74H50V73L52 72V69L50 70L49 67H50V68H52V66L55 67V65H56L58 62H61V61H64V63H66V64H68V63L71 64V63H72V64H71L72 66L75 64V66H77V67H76L77 70H78V68H79L80 65H81L82 68L80 67L81 69H79V72L81 71V73L90 70V69H89V68H91V67H89L90 65H88L89 68L86 67V66H87V61H86L85 57H83V58L81 57V58H80L81 60H80L79 58H76V57L71 58V56H70L71 54H70V52H69L70 49H71V48H70L71 46L68 44V42H70L69 40H73V39H75V37L73 36V38H72V33H71V32H72L73 30L70 31L71 28L66 27V26H68V25L71 24V25H70V27H71V26H73V25L76 24V23H77V25H78V22L81 21V22L79 23L80 26L78 25V27H81L82 25H83V27H84V25L87 24V22H89L91 18H92V21H94V18H95L94 16H98V15H99V10H100V15L98 16L99 18L96 17V18H95V19H96L95 21L97 22V20L99 19L101 22H103L104 20H103L102 17L105 18V16H104L105 11H106L105 8L107 7V6H105V5H106L105 2H107V5H108V1H107V0H92V2H91V0H76L77 3H78L77 5H73V4H72V3H75V4H76V1H75V0H74V2H72L73 0H72V1H71V0H48V3H47V0L45 1V3H44V0H39V1L37 0L38 2H37V1H34V0H32ZM49 1H50V2H49ZM54 1H55V2H54ZM57 1H58V2H57ZM59 1H61V2H59ZM78 1H79L80 3H79ZM84 1H85V3H83ZM86 1H87V2L89 1V2L87 3ZM102 1H103L105 4H104ZM139 1H140V3H139ZM166 1H167L168 3H166ZM181 1H182L183 5H187V6H186L187 9H186L185 7L182 6ZM181 1H180V0H175V1L173 0V2H172V1H170V0H169V1H168V0H156V2H157V3H156L155 0H146V1H145V0H133V2H134V4H135V6H136L137 9H138V8H140V9L142 8V9L147 10V8H149V7H151V6H154V7L156 8L155 10H157L156 12H161V13H163L164 15H166V16H164V15L162 14L163 17H167L168 20H170L169 18H171V17H168V16H170L169 14L172 13L171 15H173L174 10H176L177 13L179 14V16L181 15V16H180V17H181V20H180V17L178 18V20H179L178 27H179L180 25H182V23L186 20V22H188V23H185V22H184V23H183L184 26L182 25V26H181V29L183 30V29H189V28L194 27V28H195V33H196V34H195V37H193V39H195V40H193L192 38H189V36L191 37V32H192V31L189 32V30H187V31L185 30L186 32H188V33H186V32L183 30V32H181V29H180V27H179V28H177L178 31L180 30L179 32H178L177 30H175V31H172V33H171V31H169V30H170V27L167 26L169 32H168L167 30H165V31H167V33H168V34L166 33L167 35H165V36H168V35H169V36H168V37L162 36V37L164 38L163 41H165V42H163V41L161 40V44H160V46H162V48H164V47H165V48H169V49L172 48V49H171V50H172V53H171V51H169L168 49L165 51L166 53L164 52L165 49H161V50H162V51H161V50H160V48H161L160 46L157 48V50L159 49L158 51H160V52L163 53V54L161 53V55H163V56L166 55V57L169 56V57H168L169 59H168V58H167L168 60L166 59V61H167L168 63H169V61L171 60L172 63H174V64H177V63H178L177 65H180V67L177 66L178 68L176 67V65H174L175 68H176V70H173V69H175V68H173L174 66H173L172 63L169 64V65H171L172 67L168 66V67H165V68H159V69H157V68H158V67H157V62H155V61H154L153 63H156V65H154V64L152 63V65H151V67H150V66H148V65L151 64V62H152L153 60H152L151 57H149L150 59L147 58L148 56L145 58V60L148 59V61H147V60L145 61V62H149L148 65H143V64H145V63L143 62V61H144V60H143L144 58L141 59L142 61H141V60H139V61L137 60L138 63H137L136 65H137L138 69H139V67H141L140 70H141V69L144 70L143 68L145 67V70L143 71V74H144V72H145L147 69L149 70V74H148V73H147V74L145 73V75H150V74H151V77H150V76H149V77L147 76V78H146L147 80H146L145 78H143V79H145V81H148V80L150 81V80L152 79V81H153V80H154V81L151 82V83H154V82H156V81H157L158 83H160V82L162 81L161 83H163V82H164L163 79L168 77L169 79L167 78L168 80H167V79H165V80H167V81H169V80H173L174 83L176 82L175 84H173V87H174V86H177V89H179L180 93H183V92H184V86H185V84H190L189 81H191V80H192V81H195V85L198 87V88H197V87L195 86V89H196V90H195V120H196V119L198 118V117H197L198 114L201 113V112H200V113H197V111H198V112L200 111V108H201L200 105H202V104H201L202 102L200 103V101H202V98H200V99H201L200 101L197 100V99H198L197 97H200V96H201V95H200V94H201L200 91H202V90L205 91V90H206L205 93H207L208 89L205 88V86L208 87V88H209L210 86L212 87V85L215 83V81L219 79L218 76L222 75V73H223L224 71L227 70L228 67H226V66H227L228 64H230V65L233 64V66H235V65H236L235 62L238 61V58H237V57H236V61H235V59L233 60V58H235V56L232 57L231 55H230V56L228 55V54H230V53H227V51L230 50V44H228V43L225 42V41H229L228 39L232 37V32H233V31H234V32H233L234 34H239V33L242 32L243 27L238 26L239 29L241 28L240 31H239V30L237 29L236 26H237V23H238V22H239V25H240V23H241L240 21H242V19H243L242 17H245L246 14H244V13H245V10H244V13H243L244 15L241 14V19H239L240 21L238 20V18H237V19H236V18L233 19V20H232V23H229V25L227 26L226 30H224V31H223V29H221V30H216L215 27H217L219 24L221 25V24H222L221 22L224 23V20L226 21L228 17H232V16H229L231 13H227V14H225V11H227L226 9L230 6L229 3H231V1H232V2L234 1L233 3H231V4H232V6H231V7H232V11H231V9H230L231 7L228 8V11H229V9H230L231 12H234V11L238 8V6L236 7V5L234 6L233 4L235 3V4L239 5L237 0H229L230 2H229L228 0H225V3H226V4L223 2V6H224V4L227 5V6L229 5L228 7L226 6V8H225V6H224V7L221 6V5H222L221 1H224V0H204V1H203V0H200L201 4H200L199 0H194V1H196V2H194L193 0H190V1H188V0H181ZM192 1H193V2H192ZM226 1H227V2H226ZM243 1H244V2H247L248 0H247V1H246V0H243ZM249 1H250V0H249ZM12 2H13L15 5H13ZM28 2H30V4H32V5L30 6V4H29ZM40 2H41V3H40ZM69 2H70V3H69ZM81 2H82L83 4H81ZM90 2H91V3H90ZM93 2H94V3H93ZM96 2H97V3H96ZM99 2H101V3H99ZM146 2H147V3H146ZM174 2H175V3H176V2L179 3V4L176 3V5H178V6H176V5L174 4ZM185 2H186V3H185ZM190 2L192 3V5H191ZM239 2H240V1H239ZM11 3H12V4H11ZM38 3H39L40 8H41L42 5H43L45 8H47V6H45V4H46V5H49V4H52V3H53L52 5H54V4L56 3L55 7L53 6L54 8H53L51 5H49V6H51V9H50V7L48 6L49 8L46 10V12L49 11V9H50V11H49L48 13L54 14V16H55V13L58 12L59 15L56 14V16H55L56 18H54V16H53L54 19H53V18H50L49 16L52 17V15L46 13L45 10H44L45 8H44L43 6H42V9H40L41 11L39 12V11H38V10H39V9H38L39 7H37V6H38ZM102 3H103V4H102ZM137 3H138V4H137ZM189 3H190V4H189ZM193 3H194V4H193ZM196 3H197V4H196ZM227 3H228V4H227ZM19 4H20L22 7H25V6L27 7V6H28V7H27L28 9H27V8H26V9H22V7H21ZM40 4H41V5H40ZM79 4H80V6H79ZM84 4H85V6H84ZM86 4H89V5L91 4V6H90L91 8H90V9L94 8V11H97V9H96V7H92L93 4H94V5L96 4L97 8L101 6V9H102L103 11H102L101 9L98 8V9H99V10H98V15H96L97 12L94 13V11H93V9H92V11H90V12H92V13H94V14L91 13L92 15H90V12H87L88 10H90V9H88V8H89V7H88L89 5L87 6ZM97 4H98V5H97ZM142 4H143L144 6H143ZM149 4H150V5H149ZM166 4H168L169 6H171V7H170V10H171V11H168V10H169V6H168V5L166 6ZM180 4H181V5H180ZM260 4H261V3H260ZM262 4H263V3H262ZM262 4H261V5H262ZM36 5H37V6H36ZM60 5H61V7H63V6H67L66 8H67L68 10H67L65 7H64V8H61V7H60V8H61V10H63V9L65 10V9H66V11H64L65 13L67 12V13L72 14V15H71V16H72L71 19H72L73 22L70 21V20H71L70 18H68V19L66 18V17H68V16H67V13L64 14V12H63V15H65L66 17L63 16V15L61 14L60 9H59V6H60ZM70 5H73L74 7H72V6H70ZM81 5H82L83 7H82ZM148 5H149V6H148ZM174 5H175V6H174ZM190 5H191V6H190ZM200 5L202 6V7H201V8H202L201 10H200ZM263 5H264V4H263ZM263 5H262V6H263ZM16 6H17V7H16ZM75 6H77V7H75ZM146 6H148V7L146 8ZM172 6H173L174 8H173ZM180 6H181V11H179V10H180ZM233 6H234L235 8H234ZM262 6H261V7H260V6L258 7L259 10L261 9V11H262ZM10 7H15V8L21 7L22 10L20 9V10L17 11V9H16V10H15V8H14V9H13V8L10 9ZM71 7H72V8H71ZM85 7H86V8H85ZM87 7H88V8H87ZM175 7H177L179 10H178L177 8H175ZM190 7H191L192 9H191ZM221 7L224 8V10H223V9L221 10ZM7 8H9L10 10L7 9ZM69 8H71L70 11H69ZM194 8H195V9H194ZM18 9H19V8H18ZM57 9H59V10H57ZM75 9H76V11H75ZM87 9H88V10H87ZM164 9H165V10H164ZM185 9H186V10L191 9V10L184 11ZM28 10H29L30 12H28ZM51 10H52V11H51ZM86 10H87V11H86ZM149 10L152 11V9H149ZM159 10H160V11H159ZM162 10H163V11H162ZM182 10H183V13H182ZM193 10H196V11L194 12ZM197 10H198V11H197ZM42 11H43V14L40 15V13H41ZM55 11H56V12H55ZM68 11H69V12H68ZM71 11H73V12H71ZM74 11H75V12H74ZM79 11H80V12H79ZM101 11H102L103 13H101ZM153 11H154V10H153ZM165 11H168V12H169L168 16H167V13H166ZM189 11L191 12V14L189 13ZM228 11H227V12H228ZM25 12H26V14H25ZM32 12H33V14L30 15ZM38 12H39V15H38ZM52 12H53V13H52ZM218 12H219V13H218ZM222 12H223V13H222ZM7 13H8V14H7ZM10 13H12V14H10ZM18 13H19V14H18ZM27 13H28L29 15H28ZM36 13H37V15H36ZM44 13H45V14H44ZM73 13H75V14L77 13V14H76L77 16L74 15ZM85 13H87V15H84L85 18H87L88 16L91 17V18H89V19H88V18H87V19L83 18L84 16H83L82 14H85ZM185 13H188V14L186 15ZM194 13H195V16H193ZM221 13H222V14H221ZM246 13H247V11H246ZM262 13H263V11H262ZM13 14H14V15L16 14L17 18H16V16L13 17V16H12ZM24 14H25V15H24ZM47 14H48L49 16H47ZM70 14H68V15H70ZM80 14H81L83 17H82ZM101 14H103V15H101ZM184 14H185V16H187V17H185ZM192 14H193V15H192ZM216 14H217V17H218V16L221 17V15H222V17H221L222 19H221L220 17H218L219 19H217V17L214 18ZM224 14H225V15H228V17L226 16V17H227V18H226V17L224 16ZM8 15H9V16H8ZM19 15H20V18H19ZM23 15H24V16H23ZM42 15H43L44 17H43ZM61 15H62V16H61ZM73 15H74V16H73ZM105 15H106V14H105ZM188 15H189V16H188ZM25 16H26V18H25ZM38 16H39V18H40V20H38L39 23H40L41 25H44V27L41 26L40 24H37L38 21H37L36 19H38ZM40 16H41V17H40ZM46 16H47V17H46ZM57 16L60 17V20H59V17L57 18ZM6 17H7V18H6ZM10 17H11V18H10ZM12 17H13L15 20H13ZM42 17H43V18H42ZM45 17H46V19L49 17V19H50L51 21H50L49 19H47V20H46V19L43 20ZM61 17H62V18H61ZM63 17H64V18H63ZM69 17H70V16H69ZM76 17L79 18V19H77ZM163 17H162L161 20H163ZM183 17H184L185 19H184ZM190 17H192V18L195 17V20L192 19V18H190ZM223 17H224V18H223ZM9 18H10V19H9ZM23 18H25V19H23ZM73 18H74V19H73ZM75 18H76V19H75ZM186 18H190L192 21L190 20V22H189V21H187ZM239 18H240V16H239ZM28 19H29V18H28ZM28 19L25 20L26 23L28 22ZM62 19H63V21H62ZM216 19L219 21V24L217 23L218 21H217ZM223 19H224V20H223ZM17 20H18V21H17ZM41 20H43L42 23L40 22ZM65 20H66V21L69 20L70 22L65 23V22H66ZM78 20H79V21H78ZM86 20H87V21H86ZM88 20H89V21H88ZM161 20H159V21L161 22ZM168 20L164 19L163 21H166L164 24H163V22H162V23H160L159 21L157 22V24L159 23L158 26L161 24V25L159 26L158 31H159V30L162 31L163 28H166V25H165V24L167 23ZM236 20H238V22H237ZM12 21H13V22H12ZM36 21H37V22H36ZM45 21H46V23H47V22H48V23L45 24ZM52 21H53V22H52ZM76 21H77V22H76ZM82 21H83L84 23H85V22H86V23H85V24H82ZM100 21H99V22H100ZM194 21H197V22H195V23H196L197 26H199V27L196 28V27H195L196 24H195V25L192 24V23H194ZM213 21H215V23H217L218 25L215 26ZM216 21H217V22H216ZM234 21H236L237 23H236V22L233 23ZM260 21H262V20H259L258 22H260ZM7 22H8V23H7ZM30 22L27 23V26H30V24H31ZM75 22H76V23H75ZM99 22L96 23L95 26H97V24H98V26H97L96 28H97V29H100V28H101V31H102V30L104 31V30H105V29L103 28L104 26H100V25H99ZM101 22H100V23H101ZM180 22H181V24H180ZM209 22H210V25H211V26H212V24L215 26V27L213 26V27H214L213 30H211V26L209 25ZM212 22H213V23H212ZM242 22H243V21H242ZM21 23H22V25H24L25 22L23 21V22H21ZM43 23H44V24H43ZM50 23H51V25H50ZM63 23L65 24V27H66V28H69V30H66V31H65L66 28L64 29V27H63L64 30H62V27H61V26L63 25ZM72 23H73V24H72ZM89 23H91V22H89ZM89 23H88V25L90 26L91 24H89ZM189 23H190V24H189ZM207 23H208V24H207ZM260 23H261V22H260ZM260 23H259V24H260ZM5 24H7V25H5ZM8 24H11V27H9ZM66 24H67V25H66ZM186 24H187V27L185 26ZM191 24H192L193 26H192ZM241 24H242V23H241ZM262 24H264V23L262 22L261 25H262ZM15 25H16V24H15ZM15 25H14V26H15ZM46 25H47V26H46ZM77 25H76V26H77ZM88 25H85V27H87ZM188 25H190V26H192V27L189 26V28H188ZM207 25H209V26H207ZM231 25H232V26L234 25V26L236 27L237 31H235L236 29L233 30V28H235V27H234V26H233V27H230ZM7 26H8L9 28L6 29ZM24 26H25V25H24ZM45 26H46V27H45ZM59 26H60V27H59ZM76 26H74V27L76 28ZM89 26H88V27H89ZM40 27H41V28H40ZM74 27H73V28H74ZM83 27H81V28H83ZM183 27H184V28H183ZM59 28H60V30H59ZM102 28H103V29H102ZM145 28H147V29H145ZM198 28H200V29H198ZM208 28H209V29H208ZM230 28H231V29H230ZM148 29H150V30H148ZM166 29H167V28H166ZM206 29H208V30H206ZM51 30H52V31H51ZM56 30H57V31H56ZM61 30H62V31H61ZM146 30H147V31H146ZM151 30H152V31H151ZM205 30H206V31H205ZM215 30H216V33H215ZM40 31H41V32H40ZM43 31L45 32L46 35L42 33ZM49 31H50V32H49ZM59 31H60V33H59ZM143 31L145 32V35H146V36H147V35H151V34L153 35V33H154V32H153V29H151V28H149V27H144V28L142 29V33H143ZM150 31H151V34H150ZM161 31H159V32H160V33H159L160 35H159L158 33H156V32H155L154 34H157L158 38H160V37H161V34H165V33H163V32H164V29H163L162 32H161ZM202 31L205 32V33H203ZM212 31H214L213 34H212ZM238 31H239V33H237ZM52 32H54V33L56 32V33H58V34H56V33H55V34H51ZM146 32H147V33H146ZM152 32H153V33H152ZM174 32H175L176 34H175ZM180 32H181V33H184V32H185L184 34H186V35L181 34ZM197 32H198V33H197ZM221 32H222V33H221ZM228 32H231V34L228 33ZM235 32H236V33H235ZM62 33H63V34H62ZM169 33H171V35H172L173 33H174V34L171 36ZM177 33H178V34H177ZM179 33H180V34H179ZM207 33H208V34H207ZM210 33H211V34H210ZM227 33L229 34L228 39H226L227 37H225V36H228ZM40 34H41V35H40ZM69 34H70V35H69ZM89 34H90V36H89ZM197 34H198V35H197ZM219 34H220V35H219ZM234 34H233V35H234ZM39 35H40V37H38ZM43 35H44V36H43ZM49 35H50V36H49ZM87 35H88L89 37H87V36H85V37L87 38V43H88V44H90V41H91V44H92V40H93V38H94V40H95V38H97V39L95 40L96 42H94V40H93V44H94L95 47H96V50H95V49H94V50H95L97 53H95V52L92 50V51H93V52L91 51L92 54L95 53L94 56L97 55L98 53L101 54V53H102L101 50H100L99 48H97V47H98V44H97V43L99 42V40H98L99 38H98V37H94L90 32H88ZM176 35H177V36H176ZM179 35H180V36H179ZM181 35H182V41H183L184 39H186V41H187V39L189 38L190 40L192 39V41H194V43H195V41H196V44H195V45H194V44L192 45L193 42H192V41L190 42L189 39H188L187 42L185 41L187 44H186L184 41H183V43H182V41H180V40H179V42H178V38H180ZM183 35H184V36H183ZM187 35H189V36H187ZM196 35H197V36H196ZM205 35H206V36H205ZM218 35H219V36H218ZM230 35H231V37H230ZM42 36H43V37H42ZM54 36H55V37H54ZM58 36H59V37H58ZM159 36H160V37H159ZM170 36H171V38L173 39L172 41H171ZM175 36H176L177 38H175ZM214 36H217V37L213 38ZM220 36H221V37H220ZM234 36H235V35H234ZM0 37H1V36H0ZM31 37H32V36H31ZM49 37H51V38H49ZM69 37H70V38H69ZM79 37H80V38H83V36H82V37L79 36ZM147 37L150 38V36H147ZM151 37H152V36H151ZM162 37H161L160 39H163ZM173 37H174V38H173ZM183 37H187V38H183ZM218 37H220L222 40H221L220 38H218ZM18 38H17V39H18ZM38 38H39V39H38ZM52 38H53V39H52ZM57 38H58V40H57ZM62 38H63V39H62ZM166 38H167L168 40H167ZM196 38H197V39H196ZM232 38L234 39V37H232ZM33 39H31V41H32ZM36 39H37V40H36ZM68 39H69V40H68ZM165 39H166V40H165ZM174 39H175V40H174ZM180 39H181V38H180ZM211 39H212V40H211ZM225 39H226V40H225ZM6 40H8V41H6ZM41 40H42V41H41ZM52 40H53V42H52ZM55 40H56V42L58 41V44L55 42ZM60 40H62V41H60ZM97 40H98V41H97ZM206 40H208V41H206ZM224 40H225V41H224ZM231 40H232V39H231ZM4 41H5V42H8L7 45L9 44V46L5 45V42H4ZM21 41H23V40H21ZM36 41H40V42H38V45L36 44ZM59 41H60L61 44L63 43L62 45H64L65 48H66L67 44L69 45V47H67L68 49H67V48L65 49L63 46H61L62 48L65 49V50H64V49H62V48H60V47L58 46L59 50H55V51H56V53H55L53 49H57V45H59ZM63 41H64V42H63ZM170 41H171V42H170ZM174 41H175V43H174ZM176 41H177V43H176ZM211 41H213V42L215 41V42L213 43V42H211ZM2 42H4V43H2ZM49 42H51V43H49ZM54 42H55L57 45H54V44H55ZM162 42L164 43V45L162 44ZM168 42H169V43H168ZM209 42H210V43H209ZM22 43H23V44H22ZM29 43H31L30 45H34L35 47H38L39 45H41L43 48H46L47 46H48V47L46 48L47 50L45 49V50H46V51H45L41 46H39V47H41V48H39V49H40V51H39V50H37V48L35 49V47H33V46H31L30 48H28V47L30 46ZM47 43L52 44V47H53V48H51V45H50V46L47 45ZM167 43H168V46H167ZM170 43H172V44H170ZM181 43H182L183 45H182ZM203 43H204V44H203ZM215 43H216V44H215ZM226 43H227V44H226ZM263 43H264V42H263ZM3 44H4V45H3ZM45 44H46V46H45ZM61 44H60V45H61ZM93 44H92V45H93ZM96 44H97V46H96ZM180 44H181V45H180ZM214 44H215L216 46H215ZM219 44H220V45H219ZM11 45H12V44H11ZM36 45H37V46H36ZM65 45H66V46H65ZM175 45H176V46H177V45L180 46L179 49H178V47H177L178 50H180V48L182 47L181 49H182L183 52H184L183 48H184V47L186 48L188 45H189V46L191 45V46H193L194 48H196V49H195V54H194V58H195V59H194L193 67H191L192 65H191L190 63H187V62H186V58H187L186 54L183 53V52H181V50H180L181 53H179L178 50L176 49V46H175ZM185 45H186V46H185ZM225 45H226V47H225ZM6 46H7V47H6ZM14 46H16V47H14ZM17 46H21V49H20V47L17 48ZM89 46H90V45H89ZM163 46H164V47H163ZM172 46H174L175 48L172 47ZM183 46H184V47H183ZM208 46H209V47H208ZM217 46H218V47H217ZM222 46H223V47H222ZM228 46H229V47H228ZM263 46H264V44H263ZM5 47H6V50H9V51H10L11 49H13V48H16L17 50L14 49L15 52H16V54L19 56V53H20V57H18L19 59L17 60V58H16V54H13V51L11 50V53H12L13 55H15V60H10V58L12 57V54H11L10 52H8V54H11V56H10V55H7V53H6L7 51L5 50ZM49 47H50L51 49H50ZM54 47H55V48H54ZM197 47H198V49H197ZM203 47H204V48H203ZM210 47H211V48H210ZM221 47H222V48H221ZM224 47H225L226 49H225ZM227 47L229 48V50H227V49H228ZM0 48H1V47H0ZM10 48H11V49H10ZM48 48H49V49H48ZM69 48H70V49H69ZM134 48H135V47H133V49H134ZM223 48H224V49H223ZM27 49H28V50H27ZM31 49H32V50H35V52L32 51ZM41 49L44 50L46 53H44ZM61 49L64 50V51H62ZM133 49H132V48L130 49V53H131V52H132V54L135 53V52L138 53V52H137V50H138L137 48H135L136 50H133ZM173 49H174L176 52H175ZM208 49H209V50H208ZM60 50H61V52H59V53H62V52L64 53V52H65L66 54H65V53H64V54H61V57H63V58L59 57V56H60V55H59V56H58L59 60L57 59V56H55V57H56V58H55L54 55H53V56L51 55L50 58L54 57V58H52V63L55 62L54 65H53V64L50 62L51 60H50V61L48 60V59H49L48 57L50 56L49 54H51L50 51H52L53 54L55 53V55H58L57 52L60 51ZM131 50H132V51H131ZM203 50H204V51H203ZM217 50H218V52H217ZM226 50H227V51H226ZM20 51H21V52H20ZM27 51H28V52L30 51V52L28 53ZM31 51H32V52H31ZM66 51H67V52H66ZM102 51H103V50H102ZM168 51H169V52H168ZM207 51H208V52H207ZM225 51H226V52H225ZM17 52H19V53H17ZM33 52H34V54L36 55V57L34 56ZM47 52H49V53H48V57L45 56V55H47ZM75 52H76V50H75ZM91 52H90V53H91ZM156 52H157V51H156ZM156 52H154V54H158V53H160V52H157V53H156ZM167 52H168L169 54H168ZM221 52H222V53H221ZM223 52L227 53L226 57H225V55H222V54H225V53H223ZM31 53H32V55H30ZM39 53H40V54H39ZM77 53H78V52H77ZM164 53H165V55H164ZM178 53H179V54H178ZM217 53H218V54H217ZM220 53H221V54H220ZM43 54H44V56L42 57ZM73 54H74V53H73ZM173 54H174V55H173ZM181 54H182L183 56H181ZM184 54H185V55H184ZM215 54H216V56H215ZM241 54L243 55L244 53L242 52ZM4 55H5V56H4ZM62 55H63V56H62ZM64 55L66 56V58H67L68 60L64 57ZM75 55H76V54H75ZM98 55H99V54H98ZM170 55H171V56H170ZM217 55H218V56H217ZM8 56H9L10 58H8ZM38 56H40V58H39L40 60H41V57H42V60H41V61H40L39 59H37ZM173 56H174V57H173ZM214 56H215V57H214ZM219 56H221V57H220V61H219L216 65H219L220 68L218 69V71H217V73H216V71L214 70V67L217 68V67H219V66H215V63H214V66H213V63H212V62H213L214 60H217V59L219 58ZM222 56H224L225 58H228V59L225 60V58L222 57ZM228 56H229V57H228ZM13 57H14V56H13ZM13 57H12V58H13ZM171 57H172V58H171ZM175 57H176V58H175ZM177 57H178V58H177ZM181 57H182V58H181ZM184 57H186V58H184ZM213 57L216 58V59L213 60ZM241 57H242V56H241ZM12 58H11V59H12ZM174 58H175V59H174ZM222 58H224L225 61H224V60L221 61ZM5 59H6V60H5ZM13 59H14V58H13ZM43 59H44V60L47 59L48 64H51V66H50V65H47V64H46L47 62L45 63V61H44ZM65 59H66V62H65ZM69 59H71V61H69ZM73 59H74V60H73ZM76 59H77V60H76ZM78 59H79L80 61H79ZM176 59H177V60H176ZM179 59H180V61H179ZM184 59H185V60H184ZM211 59H212V60H211ZM20 60H23V63H21L22 61H20ZM75 60H76L77 62H79V63H75V62H74ZM149 60H152V61L150 62ZM175 60H176V61H175ZM218 60H219V59H218ZM6 61H7V62H6ZM26 61H27V60H26ZM42 61H43L44 63H42ZM67 61H68V63H67ZM140 61L142 62V64H140V63H141ZM173 61H174V62H173ZM231 61H232V62H231ZM233 61H235V62H234L235 65H234ZM8 62H9V63H8ZM19 62H20V63H19ZM28 62H29V61H27V63H28ZM40 62H41V63H40ZM167 62H166V64L168 65ZM180 62H181L182 65L180 64ZM210 62H211L212 64H211ZM214 62H215V61H214ZM221 62H223V63L221 64ZM238 62H239V61H238ZM240 62H241V61H240ZM262 62H263V63H262ZM262 62H261L262 65H264V61H262ZM6 63H7V64H6ZM32 63H34V61H31V62H30V64H32ZM35 63H36V62H35ZM73 63H74V64H73ZM184 63H185V64H184ZM219 63H220V64H219ZM9 64H10V65H9ZM21 64H23V66H22ZM28 64H29V63H28ZM58 64L61 65V63H58ZM62 64H63V63H62ZM70 64H69V66H71ZM77 64L79 65V67H78ZM138 64H139V65H138ZM146 64H147V63H146ZM194 64H195V65H194ZM225 64H226V65H225ZM239 64H242V63H239ZM7 65H8V66H7ZM34 65H36V64H32L31 66H33V68H35L34 70H36L37 67L34 66ZM153 65H154L155 67H154ZM185 65H186V66H185ZM190 65H191V66H190ZM230 65H229V66H230ZM11 66H12V67H11ZM62 66L64 67L65 65H62ZM67 66H68V65H67ZM67 66H65V67L67 68ZM69 66H68V67H69ZM72 66H71V67H72ZM75 66H73L72 68H75ZM188 66H189V67H188ZM194 66H195V68H194ZM207 66L210 67V68L208 67L210 70L207 68ZM211 66H213L212 68H213V70L215 71V73H216L217 75H216L215 73L213 74L214 71L211 69ZM236 66H238V64H237ZM236 66H235V67H236ZM240 66H241V65H239V66L236 67V68L240 70V69H241ZM7 67H11V68H10V69L8 68V69H9V70H8ZM45 67H46V68H45ZM63 67H61V69H62ZM65 67H64V70H63V71H66ZM142 67H143V68H142ZM146 67H147V68H146ZM148 67H150L151 70H150ZM152 67L155 68V69L153 68L154 70L157 69L160 73H159L157 70L154 72V70H152ZM156 67H157V68H156ZM241 67L244 68L243 65H242ZM263 67H264V66H263ZM40 68H38V70H39ZM76 68H75V70H76ZM168 68H169V70H168ZM172 68H173V69H172ZM179 68H180V70H178ZM190 68H191V70H190ZM192 68H193L194 71L192 70ZM216 68H215V69H216ZM243 68H242V69H243ZM46 69H49V70H47L48 72L46 71ZM82 69H83V72H82ZM129 69H130V67H129ZM181 69H182V72H181ZM202 69H203V70H207V73H208V74H205L206 72H204ZM70 70H71V68H70ZM70 70L68 69L69 72H71ZM72 70H74V69H72ZM77 70H76L75 72H77ZM84 70H85V71H84ZM142 70H141V73H142ZM148 70H147V72H148ZM161 70H162V71H161ZM170 70H171V71H170ZM186 70H187V71H186ZM208 70H209V71H208ZM150 71H152V72L150 73ZM176 71H177V72H176ZM191 71H192L193 73L195 72L194 75L192 74ZM201 71H202V73L204 72V74H202ZM242 71H243V70H242ZM242 71H241V72H242ZM3 72H4V71H3ZM35 72H36V71H35ZM39 72H42V69H40V70L38 71V73H39ZM153 72H154L155 74L158 72V75H160V74L162 73V76H161V75L159 76V77H161V78H159L158 75L154 77V76H153ZM166 72H167V74H164V73H166ZM170 72H171V76L169 75ZM172 72H173V73H172ZM185 72H186L187 75H188V74H189V75L187 76L186 74H184ZM189 72L194 76V78H192L193 76H192ZM36 73H37V72H36ZM38 73H37V74H38ZM47 73H48V74H47ZM77 73H78V72H77ZM182 73H183V74H182ZM210 73L213 74L214 76L216 75V77L214 78V80H215V79H216V80L214 81V80L212 79L214 82H213L212 80L210 81V79H211L210 77L212 76ZM224 73H225V72H224ZM224 73H223V74H224ZM39 74H40V73H39ZM163 74H164V76H163ZM44 75H45V76H44ZM173 75H175V76L177 77L178 80H180V79H179L180 76H181L182 78H184V77L186 76V77H185V80H184V79L182 80V78L180 77V78H181V80H180L181 82H180V81H179L180 83L178 82V83H179V88H178V85H177V84H178V83H177V80L175 79V77H173ZM190 75H191V77L189 78ZM203 75L205 76V78H202V79H207V80H206L207 83H206V85L203 83V85H205V86H204V87L201 86L202 88H199V86L202 85V81H201V83H200V79H201V77H202ZM206 75H207V77H206ZM165 76H166V77H165ZM214 76H213V77H214ZM143 77H146V76H143ZM156 77L158 78L157 80L155 79ZM170 77H172L173 79L170 78ZM187 77H188V79H187ZM199 77H200V78H199ZM213 77H212V78H213ZM217 77H218V79H217ZM220 77H221V76H220ZM160 79H162V80H160ZM174 79H175L176 81H175ZM193 79H194V80H193ZM202 79H201V80H202ZM155 80H156V81H155ZM158 80H159L160 82H159ZM204 81H205V80H203V82H204ZM157 82H156L155 84H151V86H152V87H153V85L156 86V85L158 84ZM198 82L200 83V85L198 84ZM148 83H149V82H147V84H148ZM161 83H160V84H161ZM197 84H198L199 86H198ZM147 86L151 88L150 85H147ZM155 86H154L153 88H151V89L147 88V90L149 89V90L153 91V89L155 88ZM213 86H214V85H213ZM157 87H158V86H156V88H157ZM156 88L154 89L153 92L157 94ZM174 88H175V87H174ZM204 88H205V90H204ZM261 88H262V87H261ZM136 89H137V88H136ZM200 89H201V90H200ZM210 89H212V88H209V90H210ZM174 90H175V89H174ZM143 91H144V92H147L146 90H143ZM143 91H141L142 94L144 93ZM151 91H150V94H149V91H148L147 94L145 93L146 96H145L144 94L140 96V95L138 94V92H140V90H139V91H137V96H138L139 98H141V97H143V98H145V97H146V98H149L148 95H152V93H153V92L151 93ZM155 91H156V92H155ZM175 91H176V90H175ZM203 91H202V92H203ZM261 92H262V94L264 95V89H262ZM177 93H179V92H177ZM196 93H197V94H196ZM198 93H199L200 96L198 95ZM205 93L203 92L204 95H205ZM156 94H153V97H156V96H154V95H156ZM180 95H181V94H180ZM197 95H198V96H197ZM91 96H92V95H91ZM99 96H100V95H99ZM93 97H95L97 101H98L99 98H101V97L98 98V96L96 97V95L93 96ZM93 97H91V98L93 99V102L95 103V105L97 104L96 106L98 107V106L103 102V98H101L102 101H101V99H100V100L98 101V103H97L96 100H95L96 102L94 101L95 98H93ZM151 97H152V96H150V98H151ZM201 97H202V96H201ZM203 97H204V96H203ZM54 98H55V97H54ZM54 98L51 97L52 100H54ZM73 100H75V99L73 98ZM73 100L71 101V102H72L71 106H73V103L76 104V102H78L77 106L80 105V103H79L80 101L76 100V102H75V101L73 102ZM53 104H54V103H53ZM54 105H55V104H54ZM75 106H76V105H75ZM75 106L73 107V110H74ZM96 106H95V107H96ZM227 106H228V105H227ZM100 107H101V106H100ZM199 107H200V108H199ZM231 107H232V106H229V108H231ZM233 107H234V106H233ZM61 108H62V107H61ZM76 108H78V107H76ZM76 108H75V109H76ZM226 108H228V107H226ZM58 109L60 110V108H58ZM78 109H80V107H79ZM232 109H233V108H232ZM236 109H237V108H236ZM96 110H97V109H96ZM234 110H235V109H234ZM80 111H81V109H80L79 111L76 109L75 112L77 113V112H80ZM98 112H99V111H98ZM235 112H241L242 114H241V113H239V114H241V115L244 116V118H243L242 120H244L245 118H246L247 120L245 119V121L243 122V121L237 120L236 117L233 118V116H232L233 119L231 118L230 120H228V123L231 124V123H232L231 121L235 119L236 122L239 121V122H237V124H239V125L236 126V127H241L240 125H242V127H241V129H242V128H244V126L249 125V123H251L250 121H253V122H254V120L250 117L249 113H246L247 111H246V112L244 111L245 114H243L244 112L241 111V110H239V109H238L237 111L235 110ZM57 113H59V111H58ZM77 114H78V113H77ZM262 114H263V113H262ZM263 116H264V115H262V117H263ZM230 117H231V116H228L227 119H229ZM251 119H252V120H251ZM262 120H264V117H263V119H262V118L260 119V121H262ZM235 121H233V122H235ZM240 122H241V123H240ZM242 122H243L244 124H243ZM253 122H252V123H253ZM228 123H227V122L225 123L226 125H225L224 128H226V129L229 128V125H230V124H228ZM260 123H261V122H260ZM232 124H235V123H232ZM232 124H231L230 128H232ZM237 124H236V125H237ZM253 124H254V123H253ZM253 124H252V127H251V128H253ZM262 125H263V122H262V124H260V126L262 127ZM223 126H224V125H223ZM223 126H222V127H223ZM248 128H249V130H251V129H250V126H249ZM263 128H264V126H263ZM263 128H262V129H263ZM229 130L231 131V129H229ZM249 130H248L247 132H251V131H249ZM262 131H263V134H264V129H263ZM247 132H246V134H245L246 137L244 136V138L246 139V140H244V141H245V142H244L245 144L243 143L244 146L246 145L245 147H243V149H245V150H243V149L241 148V149L244 151V153H243V151L239 148L240 146H238V145H240V144L238 143V141H236V144H235V142H234V143L231 142V143H233V145L235 144L234 147L230 145V144H231L230 142H226L227 140L225 141V142H226L225 144L229 143V145L231 146V147H230V146L228 145L227 148L230 147L229 150H234V149H236L237 151L240 150V151H238V152H236V151L232 152V153H234L233 156H232V154L230 153V154H231L230 157H235L236 160L238 159V162H240L239 169L242 168V170H240L242 173L247 172V171H248V172L250 171V174H251V175H250L249 173H247L248 175H250V176H249L250 178L248 177V175L246 176L245 173H244L245 175L242 174V173H240V176H241V175H242V176L244 175V176L247 177V178L244 177V179H245V178H246L247 180L249 179V181H246V180H244L243 177L241 176V180H242L243 182L246 181L247 183H248V182H249V183L247 184L246 182H244V183H246V185H243L244 183H242V181H239V180H238V179H240V178H238V179L236 178L237 181H238V183H239V184L242 183V185H243V188L240 189V188H239L240 185L237 186V187H235L236 185H234V183L237 184V183H236L237 181L234 182V180H233L234 183L231 184L232 181L230 182V180L232 179V177L230 178V177L227 176V175L224 177V179H222L223 182L219 179V178H223V177H221V176H223V175H221L218 179L216 178L217 181H216V180L213 181V180L215 179V177H218V175H216V174H219V173H217L218 171H216V170L214 169V170L212 171V172L215 173L214 178H213L212 180H210L211 182L209 181L208 183L210 184V186H213L214 184H217V183H214V184H213V182H218V184H217V186H215V187H211V188L215 191L216 189L218 190V187H219V191L221 190V192H222V191H225V190H227V189L229 190V192H228V190H227L228 194L230 195V196H229V195L227 194V195H228L227 198H229V202H228V199H227L224 203H222V205H223V206H222V205L219 203L220 201L216 200V198H218V194H219V195L221 194L219 191L216 190L215 192H218V193H215V192H213V190H211V188H207L208 190L210 189V190H209L210 193L208 192V190H207V192H208V193H207L206 190H205V187H206L205 185H204V189L202 188L203 190H205V192H204L202 189H200L201 187L198 188L199 185L202 186L203 183H204V184H206V183L203 182L205 179H204L203 181L201 180L202 178L200 179L203 183H202L201 181H199V179H197V178H198V174H199V172H198V169H196V167H197V165H196V166H195V185H196L197 189H196V187H195V189H196V191H197L198 189H199L201 192L203 191V192H202L203 195H202V193L198 190V192L201 193V194H198V193L195 191V195L197 196V198H195L196 196H195V197H194V196H191V197H192V198H195V199H197V200H200V201L202 200V201H201V202L199 201V203H201V204H199L198 201L195 200V201H196V202H195L196 204H194V203H193V202H194V199L192 200V198H189V199H191V200L193 201L192 203L194 204V208H195L196 210H194L193 207H192V210L195 211L196 215H195L194 213H193V214L191 213V212H194V211L189 212V209L191 210V206H190V205H192L191 203H189L190 205H186V209H187V211H188L189 213H191L192 215H189V213H188L187 211H185V212H186V214L188 215V217L190 216L189 218H192V219H193V222H196V220L198 219V217H197V216H198V214H197V210H198V209H199V211H200L199 213H201V212H203L204 214H205V213H208V211L205 212V210H204L205 208H204V206L202 207V204L205 205V204L207 203V201H209V199L212 200V201L210 200V202H213V204L210 203V202H208L209 204L212 205V206H211L212 209H211L210 205H208V204H207L208 206L205 205L206 207H210V208H209V212H212V211H213L214 213H215V212H217V213H218V212H221V213H223V215L218 213V216H219V215H222L223 218H225L226 216L229 217L228 214H225L224 212H222V211H225V210H226V208H225V207H227L226 202L228 203V205L231 204V205L228 206V207L230 208V207L232 206L233 208H232V207H231V208L237 211V214L239 215V217H241V216L243 217V214H245L244 216H246V215L248 214V211H249V210H250L249 213H251L254 209H259V208H260L259 206H262L263 209H261L260 211H259V210H256V212H255V211L252 212V213H253V215L251 214V215L253 216V217L251 216L252 218H250V215H248L249 218L252 219V220H253L254 222H256V223L253 224L252 222H250V220H248L249 218H247L248 216H246V217H243V219L240 218V219L243 220V221L241 220V223H242V222L245 223V224L242 223L243 225L241 226V224L238 223V220H240V219H238V220L236 219V218H238V217H237L238 215L236 214V211L232 210V211H234L235 213L232 212V211L230 212L229 210H230L231 208L228 209V207H227V210H228L230 213H229L227 210H226V211H227L226 213H229V215H230L231 213H232V215H235V214H236L237 216L235 215L236 217H235V216H233V217H235L234 220L236 219L235 221H237V223H236V222L233 223L234 221L232 222V220H233L232 218H233V217H231L232 220L229 219V221H231L230 223H229V221H228V223H227V220H228V219H226L227 217L225 218L226 221L223 219L225 222L222 220L223 223L221 222V219H220V218H219V220L217 221L216 218H217L218 216H217L216 213H215V214H216L217 217H215V219H213L214 217H212V216H214L215 214L212 215L213 213H212V214L209 213L210 216H209L208 214H205L207 217L209 216V217H212V219H213V220H211V219L209 218V219H210L209 221H212L211 223H209L208 218L205 217L203 213H201V216H199V218L201 219V218H203L202 216H204V218L207 219L206 222H204L206 219H204V218L201 219L202 221L204 220V221H203L204 223H206V225H205L204 227L207 226V228H204V229L207 230L208 227H209V229H208V232L206 231V232H207V233H206V232L204 231V229H202V228H203L202 225H201V224H202V221L199 219L200 221H197V222H199L200 227L198 226V227H199V229H198V227L195 225V228L197 227V228L195 229V231L198 230L199 236L202 235V236L204 237L203 240H200V241H199V239H200L201 237L197 238V237H198V236H197L198 234H196V235L194 236V233H192V231H191L192 236H190L191 233L188 235L189 237H192V238H188V237H187V234H188L187 232H188V231L190 232V230H191V226H188V227H190V229H189L187 226H186L187 228H185V226H184V230H185V229H186V230L189 229V230H187V231H185V232L187 233V234H186V237L188 238V240L190 239V241H188V240L183 236V235H185V232H184V234H182L183 232L180 231V233L182 232V233H181L182 235H181V234H180V235L184 238V240H182L183 242H179V240H178V242H177V239H176V242H177L178 244L175 242V240H174L175 238L172 239V240H174V241L171 240L173 243L170 241V239L168 240V238L171 237V236H170L171 234H170V233L168 234V232L165 231L166 229H165V230L162 229V231H163V230L165 231V234H164V231H163V233L158 231V230H160L159 228H160V226H161V224L159 225V223H158L157 225H159V228H158L157 230H153V232L156 231V234H155L154 236L160 234V235H159V239H158L159 241L157 240L156 237H153V239H152V238H151V239H152V241H153V240H154V241H153V242L151 241V243H153V244H151V245L154 246V244H156V243H154V242H157V241L161 243V241H160L161 239H160V238H162V240H163V239H164L163 237H165V239H166V240L164 239V240L166 241L165 243L162 241V243H163V245H164L163 248H164L166 245L170 244V242L172 243V244H171L172 247H171V246H168V247L166 246V247H165L166 249H167V248L169 249V247H170V249L172 248L171 251H173V250L175 249V250L172 252V253L175 252V254H171L170 251H169V252H170V255H169V254H166V255H169V256H170V260H169L170 262L167 260V262H169V264H176L177 261H178V262L180 261L179 264H189L188 262L191 261L190 258L193 257V256H190L191 250H193V251L195 250L194 253H196V254H194L193 252H192V253H193L194 256L196 255V256H195L196 259H195V257L192 258V259H194V260H192V261L190 262V264H191V263L194 264L195 262H196L195 264H204V263L206 264L207 262H208V264H210L209 262H212L211 260H212V259L214 260V258H219V259H215V261H213L212 264H214V262H217L218 260H220L223 264H225V263H226L225 261H226L228 258H229V260L227 261L226 264H230V263H231V264H234V262H235L236 259H237V261H238V262H236L237 264H239L240 261H241V262H240L241 264H242L243 261H244L246 264H255V263H254L255 260H256V263H257V264H264V251H263V250H264V244H262V243H264V241H263L264 238H263V240H260V239L262 238V236L264 237V233H263V232H264V231H263L264 229H263V227L261 226V225H263V224H261V223H264V222H263V221H264V206H263V205H264V201L261 199V198H264V191L262 192L261 190H264V188L260 185V184H261V183H260V182H261V179H262V183L264 184V182H263L264 177L262 176V175H264V157H260V156H264V153H263V150H264V149H263V148H264V145H263L264 140H261V143H262V144L260 143L261 146L259 145V147H261V148H258V146L256 145V149L258 148L257 150H259V149H263V150H261V151H262V152H261L262 155H261V154L258 155V154L260 153V150L258 151L259 153H257V152H256L257 150H256V149H255V150L253 149V148H255L254 143L250 141V138L248 139ZM251 133H252V132H251ZM248 135H249V133H248ZM251 136H252V134H251ZM251 136L249 135V137H251ZM244 138H243V139H244ZM251 138H252V137H251ZM263 138H264V137L262 136V139H263ZM249 141H250L251 143H253V144L249 143ZM223 143H224V142H223ZM250 145H252V146H254V147L252 148ZM226 146H227V145H226ZM232 147H233V148H232ZM250 147H251V148H250ZM262 147H263V148H262ZM217 148H218V147H216V152L213 154L212 157H215L216 154L219 153V150H217ZM251 149L253 150V152H255V154H256L258 157H260L259 160H258V158H257V160H258L257 162H259V164L257 163L258 166H257V164H256V162H255L256 160L254 161V159L252 158V159H253V161H252V160H251V157L249 156V153L252 152ZM229 150H228V151H229ZM229 152H231V151H229ZM253 152H252V153H253ZM235 153L239 154V156H237V154H235ZM242 153H243V154H242ZM228 154H229V153H228ZM236 157H238V158H236ZM230 159H231V158H230ZM233 160H234V159H233ZM236 160H235V161H236ZM233 162H234V161H233ZM251 162H252V163L255 162V163L252 164ZM230 163H232V160L230 161ZM234 164H235V165H234ZM234 164H232V165L230 164V165L233 167V169L236 170L237 168H234V166H237V167H238V165H237L235 162H234ZM255 164H256V167H254ZM233 165H234V166H233ZM229 169H230V173H231V174H234V176H235V174H236V177H238L237 175H239V172H240L238 169H237V170H238V173H237V172L235 173V170H233L232 168H229ZM237 170H236V171H237ZM251 170H252V171H253V170L255 171V172L253 171L254 175H253V173H252ZM231 171H234V172L232 173ZM255 173H256V175H255ZM257 176H258V177H257ZM259 176H260V177H259ZM196 177H197V178H196ZM261 177H263V178H261ZM258 178H259V179L261 178V179H260V182H259V185L256 184L257 187H256V186H253V184L255 185V183H258V181L256 180V179H258ZM259 179H258V180H259ZM218 180H220V181H218ZM197 181H199V182H197ZM256 181H257V182H256ZM200 182H201L202 184H201ZM219 182H222V183H220V186H219ZM229 182H230V184L232 185V187H231L230 184H228ZM240 182H241V183H240ZM196 183H197V184L200 183V184L197 185ZM209 184H208V186H209ZM211 184H213V185H211ZM227 184H228L230 187H229V186H226ZM233 185H234V186H233ZM237 185H238V184H237ZM242 185H241V186H242ZM251 185H252V187H251ZM208 186H207V187H208ZM210 186H209V187H210ZM244 186H245V187H244ZM226 187H227V188H226ZM228 187H229L230 189H229ZM248 187L251 188L250 190H252V189L255 187V188L253 189L254 191L252 190V193H251ZM225 188H226V189H225ZM231 188H233V189L235 188V189H236V190H234L235 192H237V188H239V189H238V190H239L238 193H240V194L237 195L238 193H236V195H237L238 197H240V198L236 197L235 194L230 193ZM233 189H232V190H233ZM234 191H233V192H234ZM231 192H232V191H231ZM140 194L142 195V193H140L139 191H135L134 193H132L133 197H135L136 199H139ZM204 194H205L206 196H205ZM211 194H213V195L216 194V195H214V196H217V197H214V196L211 195ZM200 195H201V196H200ZM207 195L210 197V198L208 197L209 199L207 198ZM231 195L235 196V198H234L233 196H232V197H233V198H232ZM213 197H214V198H213ZM212 198H213V199H212ZM142 199H143V207L139 208V211H140V209L144 208V209H143V213H144V211H145V212H148L147 209H150L151 206H154V205H155V201H157V197H156V195H152V194H151L150 196H144V197H142ZM189 199H188V202H189ZM231 199H232V200H231ZM191 200H190V201H191ZM230 200H231V201H230ZM247 200L252 201V203H251L250 201H247ZM246 201L248 202V204L251 203L252 206H253L254 204L256 205V206H253V208H254L253 210H251V209L249 208V207L252 208L251 205H250L249 207L246 206V204H247ZM261 201H262V203H261ZM202 202H204V203H202ZM229 203H230V204H229ZM243 203H245V205H243ZM253 203H254V204H253ZM186 204H188V203H186ZM224 204L226 205L225 207H224ZM262 204H263V205H262ZM195 205H197V206L195 207ZM213 205H214L215 209L218 210V211L213 210V208H214ZM138 206H139V205H138ZM189 206H190V207H189ZM192 206H193V205H192ZM198 206H200L201 209H200ZM242 206H243V207H242ZM245 206H246V207H245ZM256 207H258V208H256ZM188 208H189V209H188ZM246 208H248V210H247ZM145 209H146V210H145ZM186 209H185V210H186ZM224 209H225V210H224ZM245 209L247 210V213H243V212L245 211ZM201 210H202V211H201ZM203 210H204V211H203ZM210 210H212V211H210ZM113 212H114V211H113ZM245 212H246V211H245ZM258 212H260V213H258ZM123 213H124V212H123ZM233 213H234V214H233ZM254 213H255V215H254ZM256 213H257L258 215H256ZM193 215H195L196 217H195V216L192 217ZM224 215H226V216H224ZM219 217H220V216H219ZM222 217H221V218H222ZM195 218H196V220H194ZM244 219H247L248 222L244 221ZM133 221H134L135 223L138 222L136 219L133 220ZM213 221H216L217 224H219V223L221 224V223H222V224H221V228H224L225 226H226V228L229 227V230H228V231L231 232V237H233V235H234L233 238L235 239V237H236V238L238 239V240H236V239L234 240V239L232 238V239H231V242L229 241V243H228V241H225V240H223V238H222V241H223V242L225 241V242H227V244H228V245H227V244L224 242L226 245L223 243L225 246H224V248H222L223 246H221L222 250H223V249H224V250L227 249V250H225V254H226V255H227V254L229 255V254L231 253V251L235 250L233 253L230 254V255H232V254H234V253L236 254V256H235V254H234V256H233L235 260H234V259L231 260V257H232V256L230 257V256L227 255V257H228V258H227L226 255H225V258H226V259H225L224 262L222 261V260H224V258H223L224 256H221V255H223L222 253H223L224 251H222V253L219 251V252H220V253H219V252L216 250V248L218 249V246L221 245V244H219V243H221V242H220V239H221L220 237H221V236H219V235H221L220 233H223V232H224L225 230H227V229L224 228L225 230H221L220 228H218V225H216V223H215V224H214V225H216L215 230H211V231H210V224H211V227H212V223H213ZM219 221H220V222H219ZM97 222H98V221H97ZM207 222L209 223V225H207ZM135 223H134V229H136L137 225L139 224V223H136V224H137V225H136ZM200 223H201V224H200ZM204 223H203V225H204ZM231 223L234 224V225H236V226H238V227H239V225H237V224H240V227H239V228H241V231H240V229L237 230L238 233H239L240 235L236 233V229H237L238 227H236V226H234V225L232 226ZM150 224H152V225L155 224L154 227H153V226L151 227L152 229H153V228L155 229V227H156V228L158 227V226H156V223H152V222H151ZM195 224H197V223H195ZM224 224H225V225H224ZM228 224H229V225L231 224V225L229 226ZM259 224H261V225H260L261 227H260V226L257 227V225H259ZM135 225H136V227H135ZM197 225H198V224H197ZM222 225H223V226H222ZM227 225H228V227H227ZM150 226H151V225H150ZM219 226H220V225H219ZM263 226H264V225H263ZM214 227H215V226H214ZM214 227L211 228V229H214ZM230 227L233 228V229H231ZM249 227H250V228H249ZM162 228H163V227H162ZM200 228H201V230H203V233H202L201 231H199ZM234 228H235V229H234ZM217 229H219L220 231H219V234H218V233H215V234H218V235H217L216 238H214V235H215V234L213 233V231H217ZM182 230H183V228H182ZM184 230H183V231H184ZM231 230H232V231H231ZM234 230H235V233L238 235V237L235 236L236 234L232 233V232H234ZM157 231H158V232H157ZM209 231H210V232H209ZM221 231H222V232H221ZM262 231H263V232H262ZM166 232H167V234H166ZM196 232H197V231H196ZM200 232L202 233L201 235H200ZM217 232H218V231H217ZM261 232H262V234H263L262 236H261ZM157 233H158V234H157ZM208 233H213L214 235H210V234H209V235H210V236H209ZM203 234H204V235L207 234L208 236H207V235H205V236H207V237H209V238L206 237L207 239H205V236H204ZM223 234H224V233H223ZM228 234L230 235V233H228ZM232 234H233V235H232ZM164 235H165V236H164ZM167 235H168V236H167ZM226 235H227V231L225 232V236H226ZM229 235L227 236V239L230 238ZM259 235H260L261 238L259 237ZM147 236H148V237H147ZM193 236H194V237L197 236V237L195 238V240L197 239L199 242H203V244H204V243H207L209 240L211 241L210 243H212V242L214 243V242H215L216 244H215V243H214V244L212 243V245H211L210 243H207V244H209V245H211V246L214 245V246L212 247V248L214 249L213 251L216 250V251H217V253H216V251H215L216 255L219 253L220 256L218 255V256L215 257V253H214V255L211 254V253H213V251H209V252H208V253L210 254L209 256L207 255L208 253L205 254L204 251H203V248H204V250L207 249L206 251H208V250H210V248L208 249V247H210V246L208 245V247H207L206 249H205V246L203 247L202 244H200V246H199V244H198L199 242H198L197 240H196L197 242H196L195 240H194V241L191 240V239L194 238ZM215 236H216V235H215ZM218 236H219V237H218ZM146 237L149 238L148 233H147ZM146 237H145V238H146ZM166 237H167V238H166ZM182 237H181V238H182ZM154 238H156V239H154ZM171 238H173V237H171ZM181 238H179V239L181 240ZM217 238H219V243L215 241V240H218ZM141 239H142V238H141ZM201 239H202V238H201ZM142 240H144V239H142ZM145 240L148 241V242H147V245H146V246H147V249L142 248L143 250H146V253H142V254H141V257H139L140 255H139L138 257L136 256V255H138L137 251L140 249V247H141L140 244H141V243H140V244L138 243V245H140V246H136L137 248L139 247V249H137L136 247H134V248H135L134 250L136 251V252H134V254L136 253V255H133V256H135V258H136V257L138 258V260H139L138 262L136 261V259H135L133 256H130V257L128 256V258H131V259H132V257L134 258V259L131 260V261H132V264H165L166 261H164L165 263H164V262L161 263L162 259H161V260H159V259L162 257V254H163V257H162V258H163V260H165V259L167 258V256H165L164 254H165V253H168V251H166V249L164 248V251H165V252L163 253V250H160V248H162V245H161V247H160V243H159V244H157V245L159 246V249H158V246H157V245H156L155 247H153V248L158 249V250H160V251H157V250L153 249V250H151L152 252H148V250H149V249H148V248H149L148 246H150V242H149L150 239H149V240L145 239ZM145 240H144V241H145ZM156 240H157V241H156ZM186 240H187V242H186ZM229 240H230V239H229ZM233 240H234V242H236V245H234L235 243L233 242ZM140 241H141V240H140ZM144 241H141V242L143 243ZM146 241H145V242H146ZM167 241H169V242L167 243ZM206 241H207V242H206ZM237 241H238V244H237ZM134 242H135V241H134ZM134 242H133V243H134ZM137 242H138V241L136 240V243H137ZM145 242H144V243H145ZM158 242H157V243H158ZM190 242H196L197 244H196V243H190ZM260 242H261V243H260ZM175 243H176V244H175ZM181 243H182V244H181ZM180 244H181V245H180ZM195 244H196L197 246H196ZM217 244H219V245H217ZM223 244H222V245H223ZM133 245H134V244H133ZM135 245H137V244H135ZM135 245H134V246H135ZM144 245H145V244H144ZM173 245H175V247H176V248L178 247V248L176 249ZM215 245H216L217 247H215ZM152 246H150V247H152ZM201 246L203 247V248H201L203 252H202L201 249H200ZM226 246H227V247H226ZM259 246H260V248H259ZM142 247H143V244H142ZM156 247H157V248H156ZM173 247H174V248H173ZM198 247H199V249H198ZM233 248H235V249H233ZM136 249H137V250H136ZM142 249H141V250H142ZM150 249H151V248H150ZM188 249H190V251H189ZM232 249H233V250H232ZM261 249H262V250H261ZM143 250H142L141 252H145V251H143ZM154 250L157 251L158 253L162 251V252L160 253L161 256H160V255H157L158 253L154 252ZM181 250H182V251H181ZM211 250H212V249H211ZM149 251H150V250H149ZM177 251H178V252H177ZM179 251H180V252H179ZM138 252H140V250H139ZM183 252H184V253H183ZM186 252H187V253H186ZM189 252H190V253H189ZM210 252H211V253H210ZM252 252H253V253H252ZM154 253H156V254H154ZM178 253H179V255H178ZM188 253H189V254H188ZM192 253H191V254H192ZM202 253H203V254H202ZM237 253H238V254H237ZM251 253H252V254H251ZM187 254L189 255V257L187 256ZM197 254H198V255H197ZM201 254H202V255H201ZM247 254H248V255H247ZM177 255H178V256H177ZM203 255H204V256H203ZM211 255H213L214 258L211 257ZM241 255H242V256H241ZM243 255H244L246 258H245ZM249 255H251L250 258H252V260H251L252 263H251V261H250V258H249L250 263H249V261H248V257H249ZM255 255H256L257 258H254ZM258 255H259V257H261L260 259H259ZM164 256H165V258H164ZM197 256H199V257L201 256L203 259H199V257H197ZM240 256H241V257H240ZM123 257H125V256H123ZM201 257H200V258H201ZM206 257H207V258H206ZM221 257H222V258H221ZM233 257H232V258H233ZM235 257H236V258H235ZM238 257H239V258H238ZM242 257H244V259H243ZM128 258H127V256L125 257V259L128 260L127 262L129 263L130 260H129ZM208 258H209V259H208ZM241 258H242V259H241ZM123 259H124V258H123ZM157 259H158L159 262L157 261ZM188 259H189V260H188ZM198 259H199V260H198ZM221 259H222V260H221ZM238 259H241V260H238ZM246 259H247V260H246ZM253 259H254V261H253ZM134 260H135V261H134ZM195 260H196V261H195ZM230 260H231V261H234V262L232 263V262H230ZM193 261H194V262H193ZM200 261H201V262H200ZM205 261H206V262H205ZM178 262H177V263H178ZM186 262H187V263H186ZM221 262L219 263V261H218L219 264H222ZM245 263H243V264H245ZM129 264H130V263H129ZM166 264H168V263H166ZM215 264H216V263H215Z\"/></svg>",
    "mask_w": 264,
    "mask_h": 264
}]
</instances>
